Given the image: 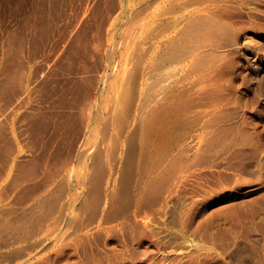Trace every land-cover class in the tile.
<instances>
[{"label":"rangeland","instance_id":"374dc122","mask_svg":"<svg viewBox=\"0 0 264 264\" xmlns=\"http://www.w3.org/2000/svg\"><path fill=\"white\" fill-rule=\"evenodd\" d=\"M104 1L103 0H0V82H1L0 84L2 86H5V87H2L0 85V124H1L0 125V135H1V138L4 137L3 138L4 140L7 139L10 141V143H9V141H7V140L4 141L3 139L0 138V140H2L0 143V149H1L0 150L1 151L0 152V155H1L0 156V210L2 209L0 211V221L1 220L3 221V222L2 221L0 222V225H1L0 226V231H1V233H0V264H264V203H263L264 199H262V197L264 198V166H263L264 164L260 162L258 152L256 154V151L253 148H251L249 145H245L244 150H246L245 151L246 154L243 156H240V157H242L241 159H240V157H237V156L236 157L230 156L231 160L229 158L222 159L220 157L219 159L221 161H213L210 157V161L208 162V164L206 166H204V165H194L193 166V164H192V165H190V167H188L189 168V170H188L187 166L182 165V167H180L181 169L179 168L177 170H174V173H173L174 161L172 162V160L174 159V157H173L174 155H172V154H174L173 150H175V143L176 142H174V141H176V139H175L176 133L174 135L175 131L173 132V130H175V129H173L174 124H175V117L173 114H171V113H174V111H173L174 107H173V103H172V99H171L172 97H170V96H172L171 95L172 94V85L170 84L169 81H167L165 83L164 87L162 88V90L155 89V91L157 90L156 93L163 91V92L159 93V95L157 96V95H155V91H153L154 89H152L153 87L155 88V85H153V83L155 82L154 81L155 76L150 77L151 72L153 71L152 68H154L155 64H157L158 54L161 53L160 50H163V48L168 46L167 45V44H169L168 41H170L169 39H170V37H172V35L174 33V32H170V31H175V28L183 26L184 24H186L187 21H189V18L191 19V17L194 15H197V13L198 14L200 13V16H202V14H203V17H205L204 16L205 14H208V15L210 14L211 17L219 18V19H222L225 21L227 20L228 22L230 21V23L233 25H237V23L239 24L238 21H241L242 19L244 22L248 23V22H250V20L252 18V16L250 14L252 13L253 10H251L250 4H253V2L251 3L249 0L248 1L246 0V3H245V0H240V2L243 1L242 2L243 4L242 3L239 4L238 3L239 0L238 1L237 0H195V1L194 0H185V1L184 0L183 1L182 0H177V1L176 0H172V1L167 0L168 2L166 0H162V1L161 0H104ZM164 1H165V3H164ZM257 1H260V0H257ZM96 2H97V4H96ZM170 2H172V3L174 2L173 4L176 3L177 5L179 2L181 4V7L183 4L184 5L186 4V6L183 5L185 9L181 8L180 4L178 5L180 8L179 9L177 5H173ZM190 4L193 6H191ZM128 5H130V6H128ZM247 5L249 6V8H247L248 7ZM143 6H145V7H143ZM173 6H174V8H173ZM244 6H246L247 10L245 9ZM163 7L166 10V15H165V13L164 14L161 13V15L163 14L162 18L164 17L161 20L160 12L161 11L165 12ZM236 7H237V9H236ZM129 8H131V9H129ZM145 8H147V9H145ZM171 8H172V11L176 8L177 11L176 10H174V11H176L177 13L174 11H173V13H169V10H167V9H170V11H171ZM111 9H113V10H111ZM142 9L143 10L145 9L146 11H143ZM199 10H200V12H199ZM124 11H126V12H124ZM167 11H168V14H167ZM196 11H197V13L195 14ZM240 12H242V13H240ZM249 12H250V14H249ZM147 13H148V15H147ZM186 13H188V14H186ZM101 14L102 15L105 14V15L102 16ZM110 14H112V15H110ZM190 14H191V17H190ZM230 14H232V15H230ZM243 14H244V18L241 17V16H243ZM45 15H46V17L44 19ZM142 15H143V17H142ZM154 15L156 17H154ZM169 15H171V16H169ZM173 15L175 16L174 18H176V20L172 17ZM188 15H189V18L187 17ZM208 15H207V17H208ZM256 15H258V14H256ZM140 16H141V20L143 18L142 21L138 19V18H140ZM148 16H149V18H148ZM150 16H151V18H150ZM166 16H167V18H166ZM220 16H221V18H220ZM144 17L148 18V20H146V18L144 20ZM170 17L175 21H173ZM47 18H48V20H47ZM100 18H101V20H100ZM186 18H187V20H186ZM83 19H85V20H83ZM102 19L104 21H102ZM164 19H165V21H164ZM46 20H47V22H46ZM106 20H108V21H106ZM43 21H44V24H43ZM159 21H160L161 25H160V23H157ZM161 21L166 22V23H162ZM259 21L261 22L262 19H259ZM143 22L145 25L143 24ZM168 22H170V24ZM129 23H131V25ZM151 23H153V24H151ZM174 23H175V25H171ZM178 23H179V25L177 26ZM94 24H95V26H94ZM115 24H116V26H115ZM158 24L160 26H162V30ZM103 25L105 26V28ZM166 25L167 26L171 25V27H173V28H171V27H170V29L166 28L167 27ZM140 26H142V27H140ZM143 26H144V28L146 26V28L144 29ZM157 26L159 28H157V30H156ZM174 26H177V27H174ZM89 27H91V28H89ZM93 27H95V28H93ZM111 27H113V28L115 27V28L112 30ZM129 27H130V29H129ZM139 27H140V29H139ZM148 27L149 28L151 27L150 28L151 30L148 31V29H149ZM259 27L261 28L262 33H264V30H263L264 25H263V27L262 26H259ZM142 28L144 30H142ZM81 29H82V31H81ZM94 29H96V30H94ZM163 29H167V31L163 32ZM99 30H101V32ZM159 30H161V31L159 32ZM37 31H39V33H37ZM80 31H81V33H80ZM133 31H134V33H133ZM157 31H158L157 35H159V36L163 35L164 37H162V36L157 37L156 36ZM127 32H129V33H127ZM135 32H137V33L140 32L139 34H141V35L137 34L135 36V34H136ZM144 32H146V33H144ZM165 32L167 33V35L165 34ZM150 33H151V36L149 35ZM159 33H161V34H159ZM100 34H102V35H100ZM132 34H133L134 38L132 37ZM76 35L77 36L79 35L78 38ZM125 35H126V38H125ZM154 35H155V38L153 37ZM144 36H147V37H144ZM37 37H38V40H36ZM141 37H143L144 39ZM81 38H84V40ZM95 38L97 41L95 40ZM100 38H102V39H100ZM148 38H149V40H148ZM103 39H104V41H103ZM63 40H64V43H63ZM138 40L141 43H143V42L144 43L141 45V43L139 42V44L137 45L136 42H138ZM150 40H152V41H150ZM153 40H154V43L157 42L159 44L156 43L155 45L150 46V44H153ZM160 40H162L163 43ZM80 41L82 44L80 43ZM164 41H166V42H164ZM34 42H35V44H34ZM92 42L94 43V45ZM150 42H152V43H150ZM79 43H80V45H78ZM130 43H132V44H130ZM132 45H134L133 48H132ZM136 45L139 46V48ZM141 46H143V48H140ZM19 47H21V48L19 49ZM25 47H26V49H25ZM72 47H73V49H72ZM94 47H97V48H94ZM125 47H126V50L128 52L125 50ZM152 47H154V48H152ZM17 48H18V50H17ZM135 48H137V49H135ZM151 48H152V50H151ZM132 49H133V51H131ZM141 49H142V51H141ZM147 49H148V51L150 50L149 51L150 53L148 51H146ZM57 50H59V51H57ZM33 51L35 54L33 53ZM53 51H55V52L53 53ZM73 51L75 53H73ZM151 51H152V54H151ZM41 52H43V53H41ZM64 52H66L67 54ZM137 52L141 53V55L137 54ZM145 52H148V53H145ZM36 53H37V55H36ZM39 53H40V55H39ZM86 53H87L88 57H87ZM143 54H145L146 58L143 57ZM30 55H33V56H30ZM90 55H92V56H90ZM129 55H131L130 59H129ZM134 55H135V57H133ZM222 55H224V56H222ZM222 55L217 57L215 59V61H213L214 64H213V62L208 63V64H210L209 66L207 64L205 67H201L200 70L198 69V70H196L197 72L195 71L193 73L192 82H191V84H192L191 85V92L193 91L192 92L193 95L191 94L192 95L191 103L190 102H189L190 104L188 103V106L189 107L192 106V108H189V109L187 108L188 106H187V104L183 98V102L181 105L182 110L180 112L181 117H183V116L185 117L186 114H189L190 119H192L195 116H197L198 110H200V112H199L200 115L198 116L199 119L197 122L195 119L196 117L194 118L195 121L192 119V121H194L193 123H196V124L193 125V123H192L191 128H193L195 126L194 127V129H195L197 127V124H199V121H200V117H202L201 113L205 114L206 111L211 110V109H213L219 105L220 106L225 105V104L228 105V103L232 104L236 99V87H237L236 85L237 84H240L242 90L244 91V93L246 95L247 105H248V107L250 106L249 107L250 110L248 113H250V115H252L254 117L259 116L256 113V110H254L255 105H256V95H255L254 91L252 90V88L250 87L248 80L246 81L245 78L243 77V72H241L243 70H241L237 67V60L235 58V54H233L232 52H227V53H224ZM72 56H73V58H72ZM119 56H120V58H119ZM15 57H17L16 60H15ZM74 57H76V58L74 59ZM65 58H67V60ZM90 58L93 59L94 61L93 60L91 61ZM140 58L141 59L143 58V60H141ZM151 58H153V59H151ZM50 59H52V60H50ZM76 59H77V61H76ZM12 60L14 62H17L19 65H17V63L12 62ZM26 60H28V61H26ZM81 60H83V61H81ZM130 60L132 62H130ZM144 60H145V64H144V62H142ZM128 61H129V63H128ZM20 62H21V64H20ZM65 62H66V64H65ZM67 62H69V63H67ZM78 62H80V63H78ZM123 62H124V66L122 64ZM137 62L142 63V66L140 63H139L140 65L138 66ZM24 63H25V65H24ZM81 63H82V66H81ZM44 64H46V65H44ZM63 64L66 66H64ZM83 64L84 65L86 64V65L84 66ZM135 64H137V65H135ZM3 65L4 66L6 65L7 67L6 66L4 67ZM10 65L11 66L13 65L14 67L12 66L13 68H11V67H9ZM20 65H22L21 68H20ZM38 65H39V67H38ZM74 65H77V66L75 67ZM94 65H96V66H94ZM134 65H135V67H134ZM15 66L17 67V69L15 68ZM83 66L86 67L85 68L86 70L84 69ZM118 66L119 67L121 66V67L118 69ZM58 67L61 69L60 71H59ZM66 67L69 70H67ZM91 67H92V69H90ZM122 67L125 68V71L123 70ZM128 67L130 69L132 68L131 72L127 71L129 69ZM136 67L137 68L140 67L138 72H141L140 73L141 76H137L139 74L136 70ZM4 68H5V71H3ZM202 68H204L205 70ZM11 69L14 72L10 71ZM13 69H15V70H13ZM130 69H129V71H130ZM37 70H39V71H37ZM83 70H85L86 73ZM95 70H96V72H95ZM110 70H112V71H110ZM121 70L124 71L123 72L124 74L120 75V73L122 72ZM48 71L49 72L51 71V72L49 73ZM87 71H88V73H87ZM103 71L105 72V75H104ZM142 71H144V72H142ZM147 71H149V73ZM111 72H112V74H111ZM116 72H119L118 77L115 74ZM63 73H64L65 77L63 76ZM91 73L94 76H92ZM143 73H145V74H143ZM216 73H218V74H216ZM113 74H115V75H113ZM127 74L129 75V77L127 76ZM6 75H7V77H6ZM83 75H85V76H83ZM133 75H134V77H133ZM194 75H196V76H194ZM204 75H205V77H204ZM99 76H100V78H99ZM119 76H121V80L119 79L120 78ZM126 76L128 77V80H127ZM143 76H146V78ZM199 76H201V77H199ZM48 77H49V79H48ZM116 77L118 80L116 79ZM193 77L195 78L194 80H193ZM10 78H13L11 80H14V78H18V81H17V79H15L12 82V81H10ZM87 78H89V79H87ZM113 78H114V80H113ZM148 78H151V79H148ZM106 79H108V80H106ZM111 79H112V81H110ZM138 79H139L140 85L138 84ZM146 79L149 81L146 82L145 81ZM2 80H4V81H2ZM76 80H77V82H76ZM86 80H87V82H86ZM100 80L104 81V82L102 81L103 84L100 82ZM119 80L121 81V83ZM131 80H132V82H131ZM51 81H53V82H51ZM151 81H152V83H151ZM75 82H76V84H75ZM89 82H91V83H89ZM108 82L109 83L111 82V83L109 84ZM126 82H128V84ZM209 82L211 84L212 83L213 84L211 85ZM82 83H84V84H82ZM100 83L103 85V88H102V85ZM118 83H120V84H118ZM135 83H136L137 87H135ZM148 83L150 85H153V86H151L152 88L150 87V85ZM9 84H11V86ZM93 84H94L95 88L93 87ZM123 84H124V86H123ZM143 84H144V86H143ZM205 84H207V86ZM16 85H18V86H16ZM60 85H61V87H60ZM125 85H128L127 86L128 90H126ZM167 85H168V87H167ZM170 85H171V87H170ZM214 85H215V87H214ZM91 86H92V88H91ZM98 86L101 88L99 89ZM109 86H111V88ZM8 87L10 90L8 89ZM17 87H19V88H17ZM3 88H5V89H3ZM41 88H43V89H41ZM149 88H150V90H148ZM192 88H194V89H192ZM195 88L198 90H196ZM16 89H17V92H16ZM49 89H50V91H49ZM62 89H63V92H62ZM89 89H91V90H89ZM122 89L124 91L126 90L125 93L127 92L129 94H127V93L125 94ZM206 89L208 91H206ZM20 90H21V92L24 93V94L22 93L23 95L21 94V92H20V94L18 93V91H20ZM42 90H44V91L42 92ZM100 90L103 92H101ZM113 90H114V93H111V92H113ZM140 90H143V91H140ZM2 91H3V93H2ZM88 91H89V93H88ZM136 91H138L139 93H137ZM147 91H149V93L150 92H152V93L149 94V93H147ZM204 91H206V92H204ZM11 92H13L15 96ZM48 92H50V93H48ZM71 92L73 93V95ZM122 92L124 93V95H120V94H122ZM145 92L147 93V95L145 94ZM45 93H47V94H45ZM92 93H94V94H92ZM169 93H171V94H169ZM50 94H51V96H50ZM64 94H65V96H62ZM87 94L89 95L88 96L89 98H87V96H86ZM96 94H97V97H96ZM136 94H139V95H137V99H135L136 97L133 96ZM153 94H154V97L152 96ZM90 95H92L93 97ZM160 95H162V96L160 97ZM204 95H206V96H204ZM113 96L118 98V99H115ZM130 96L132 98H129L128 99L129 101H128L127 98ZM147 96H148V98H147ZM198 96H200L201 99L203 98V100H201ZM208 96H210V97H208ZM150 97L154 98V101L151 100ZM25 98H26V100H25ZM90 98H92V99H90ZM112 98H114V99L112 100ZM121 98H123V99H121ZM159 98L163 102L162 101L160 102ZM166 98H168V99H166ZM96 99H97V101H96ZM130 99H131V101H130ZM143 99L144 100L147 99L146 101H148V100H151V101H148V103L146 101H144V103H145L144 104V103H142ZM9 100H10V103H9ZM41 100H43V101H41ZM57 100H59V101H57ZM64 100H67V101H64ZM79 100H80V102H79ZM133 100H136L135 103ZM45 101H46V103H45ZM52 101L55 103L57 102V103L55 104ZM82 101H83V104L81 103ZM119 101L122 102V104L121 103L119 104ZM125 101H128L127 105H126ZM166 101H168V102H166ZM195 101L197 103L200 102L199 106H197L198 104H196ZM23 102H24V104H23ZM65 102H69L70 106H69V103L67 105V103H65ZM100 102H102V103L105 102V103L102 105V103H100ZM116 102H117V104H116ZM130 102H132L133 106L131 105ZM136 102H137V104H136ZM206 102H207V105H206ZM166 103H168L169 105L171 103L172 104L170 105L171 107H169V105H167V112H166V109H164L166 106H164V107L162 106V108L165 111L164 112L161 109L160 105H166ZM201 103H203V104L201 105ZM210 103L213 105H211ZM251 103H252V105H251ZM61 104H64L63 108H62V106H59ZM73 104H75V105H73ZM98 104H99V106H98ZM138 104H141V105L139 106ZM142 104H144L145 106ZM65 105H67L68 108ZM121 105H122V107H121ZM124 105H126V106H124ZM129 105H131V107ZM15 106H17V107H15ZM45 106H47V107H45ZM50 106H51V108H50ZM104 106L106 108L105 110H104ZM206 106H208V107L206 108ZM110 107H113V108H111V110H109ZM116 107H117V109L115 110ZM150 107H152V108L149 109ZM155 107H157V110ZM185 107H186V109H185ZM97 108H98V110H96V111L93 110V109H97ZM99 108L102 110L101 112H100ZM131 108H133V109H131ZM196 108H197V110H196ZM202 108H204L206 111L204 110V112H203ZM70 109H71V112H69ZM122 109H123V111H122ZM129 109H131V110L129 111ZM170 109L172 110V112H168ZM33 110H34V112H33ZM40 110H42V111H40ZM118 110L123 112L124 116H122L123 113L120 114L121 112L119 113ZM141 110L144 112H142ZM152 110L154 111L155 119H154V114H153ZM158 110L162 111L165 114L163 115V113L162 114L159 113ZM66 111L68 112V114H66L67 113ZM109 111L111 112V116L109 114L110 113ZM148 111H149V113H148ZM185 111H187V112H185ZM189 111L193 113L192 116H190L192 113L190 114ZM50 112H51V114H50ZM60 112H63L62 113L63 115H61ZM112 112L114 115L112 114ZM131 112L133 115L131 114ZM135 112H136V114H135ZM150 112H151V114H150ZM194 112H195V115H194ZM8 113H9V115L10 114L11 115L10 116L7 115ZM35 113L37 115H34ZM64 113L66 115H68V118H67V116H65ZM69 113L71 116L69 115ZM97 113H100V114L98 115ZM106 113L108 115H105ZM146 113H147V115H146ZM20 114H21V116H20ZM77 114H79V115H77ZM84 114H88L89 116L87 115L88 116L87 117L85 115L83 120L80 121L81 117L84 116ZM117 114L119 116H121L120 119L121 118H123V120L125 119L123 121L124 123L122 122V120H120L118 118L119 116H117ZM157 114H158V117L156 116ZM72 115L74 117H72ZM101 115H103V116H101ZM151 115L153 117L150 118ZM159 115H161V116H159ZM162 115H163V117H162ZM169 115H172V116H169ZM61 116H62V118H61ZM113 116L115 119H113ZM25 117H27V118H25ZM69 117H72V118H69ZM108 117L111 118L110 121L108 120ZM126 117L127 118L129 117L128 118L129 120ZM143 117H144V119H143ZM170 117H172V118L170 119ZM73 118H75L76 120L78 119L77 121H75L76 123L74 122L75 119L73 121L71 120ZM86 118H88V119H86ZM116 118L119 120H117ZM145 118H147V119L145 120ZM167 118L170 121H168ZM65 119H67V120H65ZM63 120L66 123L65 126H64L65 123L63 122ZM68 120H70V121L68 122ZM84 120H85V124H84ZM114 120H115V122H114ZM6 121H7V123H6ZM139 121H140L141 125H140V123H138ZM73 122H74V124L72 125ZM81 122H83L84 127L82 126V124H81V126H79ZM125 122H127V123H125ZM143 122H144V124H143ZM146 122L150 123V125L149 124L147 125ZM3 123H5V125ZM68 123H70V124H68ZM86 123H87V125H86ZM95 123H98V124H95ZM120 123H122V124H120ZM145 123H146V125H145ZM75 124L78 127H76ZM89 124L92 125V127H91L92 129L90 128L91 125H89ZM126 124H128V125H126ZM137 124H139L138 126H140L139 129L137 128L138 127ZM170 124H172V125H170ZM61 125H62V127H61ZM71 125H72V127H70ZM98 125H99V127H98ZM104 125H105V127H104ZM107 125H110V126L107 127ZM121 125H122V129H121ZM123 125H125V126H123ZM152 125L155 129L153 127H151ZM158 125H160V126H158ZM168 125H169V127H168ZM74 126L76 129L73 128ZM94 126L95 127L97 126V127L94 128ZM116 126H117V128H116ZM118 126L120 127L119 129H118ZM134 126H135L134 130L136 128H137V130H135V132H131V131H134L133 130ZM170 126H171V128H170ZM47 127H49V128H47ZM63 127H64V129H63ZM125 127H127V129H125ZM147 127L150 128V131H152V132L155 131V132H153L150 135V131ZM181 127H183L184 129ZM181 127H180V129L184 132V134L181 132L182 135H187V136L181 137V138H183L182 143L186 145V142L189 141V139L191 138V136H190L191 135L190 134L191 128L190 129L186 128L184 126V124H182ZM259 127L262 130V133H264V129H263L264 124L262 122L259 123ZM67 128H70V129H67ZM71 128H73V130L75 129V131H72ZM99 128H100V130H99ZM151 128H153V129L151 130ZM36 129H38V130H36ZM78 129H80L79 130L80 132L77 131ZM87 129H88V131H87ZM89 129L91 130L92 133L89 132ZM103 129H105V132L104 131L102 132ZM113 129H115L117 131L116 134L120 138L119 137L117 138V135H115V133H114L115 131L113 132ZM120 129H121V131L123 130L122 133L120 132L121 135L119 133ZM144 129H145V132H144ZM48 130H49V133H48ZM138 130L139 131L141 130V131L137 132ZM146 130H147V132H146ZM32 131H33V133H32ZM64 131H67V132L69 131V132L67 133ZM71 132H72V134L70 135ZM82 132L84 134L86 132H88V133L86 135H84ZM142 132H144V133H142ZM170 132H173V133L171 134ZM58 133H60V135ZM76 133H77V135H76L77 137H76V139H74ZM80 133H81V135H80ZM94 133H96V135ZM103 133H107L108 135L103 134ZM112 133H114V135L116 137L114 135H112ZM129 133L130 134L132 133L131 134L132 139H131V136ZM137 133H138V135H137ZM140 133H142V134H140ZM168 133H170V134H168ZM144 134L145 135L149 134L148 138L145 139ZM234 134H235V136H234ZM66 135L68 137L69 136L70 137L68 138ZM89 135L90 136L94 135V137H93L94 139L92 138V140H90L92 136L90 137ZM173 135L175 137H173ZM61 136L65 137V138H62ZM95 136H96V138H95ZM134 136L136 137V139L138 137L137 143H134V142H136V140L131 141V140H133ZM170 136H172V137L169 140ZM237 136H240V135H238V132H236V131L232 132L229 135L228 141H229V139L231 141L234 140L235 137H237ZM140 137H141V139H139ZM115 138L118 140H116ZM41 139H43V140L41 141ZM51 139H53L54 141ZM107 139L109 141H107ZM239 139H236V141H238ZM32 140H34V141H32ZM75 140H77L79 143L77 141L75 142ZM144 140L147 141V142H145L146 147H145ZM30 141H31V143H30ZM115 141L118 142V143L116 142V144H118V145L115 146V148H118L119 151L114 148V145H116L114 143H113V148L115 149V151H113L114 149L112 148V142H115ZM130 141L133 144H131ZM139 141H140V144H139ZM167 141L168 142L171 141L169 144L171 147H172L171 144L173 143V147H172L173 150L171 147H168L169 145H168ZM35 142L36 143L38 142V143L36 144ZM74 142L77 143L78 145L75 144ZM129 142L131 145L128 144ZM7 143H9V144H7ZM105 143H107V145H105ZM39 144H40V146H39ZM47 144H48V146H47ZM164 144L166 145L165 150H163L165 148V147H163ZM262 144H263L262 147L264 148V140L262 141ZM100 145L102 148L100 147ZM119 145L121 147L122 146L123 147L121 148ZM81 146H83V147L81 148ZM98 146L102 150L98 149L99 148ZM136 146H138V150H136V148H137ZM128 147H131V149L129 148L127 150ZM140 147H141V149H140ZM235 147L233 146V148H235ZM47 148H48V150H47ZM58 148H59V150H58ZM103 148H106V149H103ZM133 148H135V151L137 152V153L136 152L135 153L138 157L135 155V153H131V154H134V158H135V160H137V162L136 161L133 162V160H134V159H132L133 155L131 156L130 152H128L130 155H126V160L129 159L127 161H129V162L131 161V163H132V164H130V163L129 164L131 166L133 164L136 165V166L133 165L134 168H133V166L131 168V166L129 165V168L131 170V172H130L129 168L127 166L128 164L125 163L126 160H123V159H125L124 157H125V154L127 153V151H130ZM160 148H162V150ZM169 148H171V149L169 150ZM26 149H27V151H26ZM71 149H73V150H71ZM143 149H144V151H143ZM45 150L47 153L45 152ZM77 150H78V153H77ZM98 150H99V152L101 151V153L103 151V154H101V153H100L101 155L98 154V152H97ZM171 150L173 152H170ZM251 150L253 152L254 151L255 152L253 153ZM57 151H59V152H57ZM79 151L81 153H79ZM95 151L97 152V154H95L96 153ZM107 151H109L108 155H107ZM110 151L112 152V154L110 153ZM165 151L166 152L168 151V152L165 154ZM117 152H119L120 155ZM122 152H123V154H122ZM131 152H134V151L132 150ZM144 152L147 154L144 155L145 154ZM161 153L162 154L164 153L165 155L164 154L161 155ZM169 153H171V154H169ZM8 154H9V156H7ZM32 154H34V155H32ZM83 154L84 155L86 154L85 155L86 158L84 157ZM117 154H118V156H117ZM138 154H140V155H138ZM168 154H169L170 158H169ZM251 154L254 157H252ZM3 155L5 157H3ZM88 155H90V156H88ZM113 155H116V157L115 156L113 157ZM155 155L157 156L158 160L156 158H154V157H156ZM160 155L163 156L162 159L164 161L161 160ZM58 156L61 157V159ZM96 156H100V157H98V159H97ZM101 156H104L105 158L103 157L104 158L103 159V158H101ZM110 156H112V157H110ZM127 156H128V158H127ZM129 156H131L132 158H129ZM142 156H144V158L147 159V160L145 159L146 161L144 160L145 162H143ZM171 156H172V158H171ZM2 157H3V159H2ZM91 157L93 158V160L91 159ZM120 157H121V160H120ZM136 157H137V159H136ZM232 157L236 158L237 161L239 159V161H240L238 164L239 166L236 165V163H235V162H237L236 159H233ZM5 158H6V161L4 163ZM10 158H11V160H10ZM63 158L65 159V161L66 160L67 161L65 162ZM83 158H84V162H82ZM95 158H96V160H95ZM141 158H142V160H141ZM23 159L26 162H24ZM29 159H31V160L29 161ZM59 159H60V161H59ZM100 159L103 161H106V162L102 163L103 161H101ZM106 159L110 160V161L107 162ZM169 159H171V160H169ZM226 159H227V164L225 163ZM18 160H20V161H18ZM34 160L35 161L37 160V161L34 162ZM94 160H95V163H94ZM49 161H51L52 163ZM80 161L82 163H79ZM99 161H101V162H99ZM154 161H156V164ZM158 161L160 162L159 166H157ZM169 161L171 162V165H173V167H171ZM256 161H258V162H256ZM59 162H61V163L64 162L67 165V167L64 166L65 165L64 163L61 164ZM97 162L99 164H97ZM37 163H38V166H37ZM57 163H58V165L56 166L55 164H57ZM93 163L97 164L96 168H95V165ZM106 163H108V164H106ZM213 163H214V166H213ZM28 164H29V166H27ZM91 164L94 166H91ZM103 164H105V165H103ZM124 164H125L124 168H126V166H127L126 170H124V168H123ZM143 164H145V165H143ZM151 164H152V166H151ZM228 164H230V165H228ZM233 164H235V166L238 167V168L236 167V170L234 169L235 171L233 170V168L235 167V166H233ZM101 165H102V167H99ZM155 165H156V167H155ZM260 165H262V166L260 167ZM85 166H86V170H85ZM106 166L107 167L110 166V167L107 168ZM169 166L171 168H169ZM20 167H21V170H20ZM26 167H27V170H26ZM59 167H61V168H59ZM64 167L66 168V170H68V172L65 170ZM82 167H83L84 171L82 170ZM92 167H94L95 170H93ZM121 167L123 168V170H121ZM151 167L153 168V170H154V168L158 167L157 170H158V172L159 171L161 172V173L159 172V174H161V175H159V177H158L157 174H154L153 172L156 173L157 170L153 171ZM184 167H185L186 171L184 170ZM5 168H6V170H5ZM28 168H29V170H28ZM30 168H31V170L33 168L34 171L32 170L33 172H31ZM35 168H36V170H35ZM55 168H57V170L59 168V172H62V173L56 172L57 170L55 171ZM79 168H80V170H79ZM100 168H102V170H101L102 172L100 171ZM103 168H104V172L107 168L105 174L103 172ZM190 168H191V170H190ZM196 168H197V170H196ZM229 168H230V170H229ZM261 168H263L262 171H261ZM60 170H62V171H60ZM92 170L94 171V173L95 172L97 173V175L95 174V176H97L99 178H101L100 177L101 173H103L102 176L104 175V177L99 179L100 184L104 181L102 183V186H103L102 188H101L100 184H98L99 183L97 180L98 178L94 179V177H93L90 179V177H92L94 175ZM115 170H117V171L115 172ZM54 171H55V173H54ZM124 171L129 172V173L126 174V172H124ZM176 171H177V173H176ZM48 172H50V173H48ZM151 172H152V174H151ZM15 173H17V174H15ZM29 173H31V174H29ZM121 173H122V177H120ZM141 173H144V174H141ZM232 173H234V174H232ZM32 174L34 177L32 176ZM46 174H48V175H46ZM52 174H53V177L52 176L51 177L54 179V181H53V179L51 180V177H50V175H52ZM130 174H131V176H130ZM150 174L152 177L149 176ZM153 174L156 175V176H154V178H153ZM65 175H68L70 177H68V176L65 177ZM141 175H143V176H141ZM125 176L127 178V181H129L127 183L132 184V186H130L131 188L127 187L129 185L125 181L126 180ZM127 176L128 177L130 176V179ZM146 176H147V179L145 181ZM148 176L151 179L152 178L156 179L157 181L153 182L154 180L153 179H152L153 181L150 180V178H148ZM15 177H16V179H15ZM29 177H32V178L30 179ZM44 177H46L47 180H45L46 178H44ZM114 177H115V179H114ZM138 177H142V179L140 178V180H139ZM28 178H29V180H27ZM60 178L62 180V181L60 180L61 182L59 181ZM63 178H64V181H63ZM67 178H69V179H67ZM86 178H87V180H86ZM122 178H123V180H122ZM92 179H94V180H92ZM113 179L115 182L113 181ZM148 179L152 182L151 186L153 185V187L149 186L150 184L147 181ZM69 180H70V182H69ZM46 181L48 184L44 183ZM57 181H59V183ZM119 181L122 183V184L120 183L121 185L120 184L118 185ZM123 181L127 185H125ZM137 181H141L140 182L141 184L139 182L137 183ZM34 182H35V184H33ZM49 182H52V183H49ZM91 182L92 183L95 182V183L92 184ZM65 183H66L67 188H65L66 187ZM87 183H90V184L87 185ZM143 183L145 186L143 185ZM147 183L149 185H147ZM10 184L11 185L14 184L13 187L12 186L10 187L9 186ZM41 184L43 185V187ZM56 184H58L59 188L56 187ZM59 184H60L61 188H60ZM95 184L97 185V187L95 186ZM123 184L126 187L123 188V186H122ZM62 185H64V186L62 187ZM93 185L95 188L93 187ZM107 185H109V186H107ZM138 185L139 186L141 185V186L135 187ZM159 185H161V187ZM47 186H49V187H47ZM87 186H89V188H87ZM99 186H100V188H99ZM121 186H122V188H121ZM146 186H147V188H146ZM54 187L56 188V190ZM149 187H151V188H149ZM113 188L115 191L113 190ZM125 188H127V189H125ZM97 189H98V191H97ZM153 189H155V190H153ZM122 190L125 193H122ZM62 191H63V193H61ZM149 191H151L154 194L156 193V194L153 195ZM95 192H96L97 197L95 195ZM87 193H89V194H87ZM148 193H150V194H148ZM62 194H63V197H62ZM111 194H112V196H111ZM116 194L120 195V196H116ZM126 194H128V195H126ZM55 195H56V197H53ZM84 196H85V198H84ZM91 196H93L94 198ZM58 197H60V199ZM118 197L120 198V200L121 199L122 200L121 201L117 200V199H119ZM256 197L261 198V200H262L261 201L262 203L260 204V208L256 207L257 209H255V205H254V202H255L254 199H256ZM91 198L93 200L96 198L95 199L96 203H95V201L93 202V200ZM115 198H116V200H115ZM251 199H252V201L253 200L254 201L252 202ZM81 200H84V202ZM248 200L250 203L251 202L252 203L248 204L249 203ZM68 201H69V203H68ZM40 202L42 204L44 203L45 206L42 205ZM48 202H50V203L48 204ZM71 202L73 204H70ZM54 203H56V204H54ZM84 203H86V205H84ZM36 204L39 206H37ZM66 204H67V206H66ZM245 204H246V206L248 205L249 207L248 206L246 207ZM47 205L50 208H48ZM49 205L52 206V209H51V206H49ZM79 205H82V206L80 207ZM250 205H252V206H250ZM94 206H95V209H94ZM234 206H235V208H234ZM230 207H231V210H230ZM252 207H253V210H252ZM6 208H8L9 211H8V209L6 210ZM10 208H12V209H10ZM240 208H241V210H240ZM249 208L252 211V213H250L251 211L249 210ZM258 208L260 209L259 210L260 212H258ZM35 209L37 210V212ZM224 209L227 212H225ZM235 209H237V212H236L237 214H234ZM25 210H26V212H25ZM28 210L29 211L31 210V212H29ZM68 210H70V211H68ZM10 211H12V212H10ZM216 211H217V213H216ZM228 211H231V213L230 212L228 213ZM46 212H48V213L51 212L53 215L51 213L47 214ZM64 212H66V214ZM210 212H211V214H209ZM253 212H254V214H253ZM255 212L256 213L258 212V214H256ZM31 213H32V216L30 215ZM63 213H64V215H63ZM185 213H186V215H185ZM249 213L253 214V216L249 215ZM23 214H25V215H23ZM183 214H184V216H183ZM259 214L262 215V219L259 216ZM12 215H13V217H12ZM9 216H11V218ZM187 216H189V217H187ZM201 216H203L205 218H203ZM25 217H27L28 219H26ZM48 217H49V219H48ZM257 217H260V218L256 219ZM6 218H7V220H4ZM16 218H17V220H16ZM206 218L208 220H206ZM41 219L45 223L40 221ZM56 219H58V220H56ZM185 219L186 220L188 219V220L186 221ZM200 219H202V220H200ZM14 220H15V222H14ZM21 220H23V221H21ZM6 221L7 222L10 221V222L7 223ZM32 221H33V223H32ZM262 221H263V223H262ZM19 222H20V224H19ZM29 222H31L33 225ZM34 222H35V224H34ZM39 222L40 223L42 222L41 223L42 225L39 224ZM209 222H211V223H209ZM21 223H22V225H21ZM205 223H206L207 227H209V228H207L206 232H205L206 229L203 232V228H201V226H203ZM5 224H6V226H5ZM38 224L41 226H39ZM15 225L18 226V228H17L18 230L16 229L17 226H15ZM35 225H38V226H35ZM261 225H263V226H261ZM32 226L33 227L35 226V228H33ZM11 227H13V228H11ZM19 227H20V229H19ZM27 227H28V229H27ZM53 227H55V228H53ZM194 227H195V229H194ZM24 228H26V230ZM32 228L35 229V231L31 230ZM7 229H8V232H7ZM10 229H12L11 233H10ZM200 229H202V230H200ZM29 231H31L30 232L31 235H30ZM208 231H209V233H208ZM32 232L34 233L33 235H32ZM11 235H12V237H11ZM15 235H17V236H15ZM20 236H23V238L21 237V239H20ZM2 237H3V239H2Z\"/></svg>","mask_w":264,"mask_h":264},{"label":"bare ground","instance_id":"6f19581e","mask_svg":"<svg viewBox=\"0 0 264 264\" xmlns=\"http://www.w3.org/2000/svg\"><path fill=\"white\" fill-rule=\"evenodd\" d=\"M104 1V0H103ZM162 1V0H161ZM167 1V0H166ZM172 1V0H171ZM177 1V0H176ZM183 1V0H182ZM185 1V0H184ZM195 1V0H194ZM238 1V0H237ZM248 1V0H247ZM251 3L253 2V4H250V8H251V10H253L252 11V13L250 14V12H249V14L252 16V18H251V20H250V22H248V23H246V22H244L243 21V19L241 20V21H238L239 22V24L237 23V25H233V24H231L230 23V21L228 22L227 20L225 21V20H222V19H219V18H215V17H211V15L209 16L208 14H205L204 16L205 17H203V14H202V16H200V13L198 14L197 13V11L195 12V14L197 13V15H194V16H192L191 17V14H190V17H191V19L189 18V15L187 16L188 18H189V21H187L186 22V24H184L183 26H180V27H177L178 25H179V23L177 24V26H174V27H177V28H175V31H170V32H174L173 33V35H172V37H170V41H168L169 42V44H167L168 46H166L165 48H163V50H160V52L161 53H159L158 54V59H157V64H155V67L154 68H152L153 69V71L151 72V75H150V77H154L155 76V84L153 83V85H155V88L153 87H151V86H153V85H150L149 83V85H150V87L152 88V89H154L153 91H155V89H157V90H162V88L164 87V85H165V83L167 82V81H169L170 82V84L172 85V94L171 93H169V94H171L172 96H170V97H172L171 99H172V103H173V107H174V113H171V114H173L174 115V117H175V124H174V128L173 129H175V130H173V132H174V135H175V133H176V141H174V142H176L175 143V150H173V143L171 144L172 145V147L169 145L170 144V142L171 141H167L168 142V147H171L172 148V150L174 151V154H172V155H174L173 157H174V159L172 160V162L174 161V163H173V165H174V167H173V165H171V162L169 161V163H170V165H171V167H173V173H174V170H177V169H179L180 167H182V165H185V166H187V168L188 167H190V165H192L193 164V166L194 165H204V166H206L207 164H208V162L210 161V157H211V159L213 160V161H221L219 158L221 157L222 159H224V158H231L230 156H237V157H240V156H243V155H245L246 154V150H244V146L245 145H249L251 148H253L255 151H256V154H257V152H258V154H259V159H260V162L261 163H263L264 164V148L262 147V141L264 140L263 138H264V133H262V130L260 129V127H259V123H263L264 124V33H262V30H261V28L259 27V26H262L263 27V25H264V0H260V1H257V0H249ZM105 2V1H104ZM168 2V1H167ZM191 2V1H190ZM243 1H241L240 2V0L238 1V3L240 4V3H242ZM259 2V3H258ZM90 3V2H89ZM100 3V2H99ZM108 3V2H107ZM111 3V2H110ZM155 3V2H154ZM160 3V2H159ZM163 3V2H162ZM164 3H165V1H164ZM170 3H172V2H170ZM174 3V2H173ZM172 3V4H173ZM189 3V2H188ZM245 3H246V0H245ZM96 4H97V2H96ZM115 4V3H114ZM113 4V5H114ZM171 4V5H172ZM180 3L178 2V5H179ZM197 4V3H196ZM243 4V3H242ZM248 4V3H247ZM100 5V4H99ZM145 5V4H144ZM147 5V4H146ZM152 5V4H151ZM168 5V4H167ZM173 5H177L176 3L175 4H173ZM177 5V6H178ZM184 5V4H183ZM182 5V7H181V4H180V7L181 8H184V6H186V4L183 6ZM191 5V4H190ZM200 5V4H199ZM210 5V4H209ZM208 5V6H209ZM94 6V5H93ZM101 6V5H100ZM116 6V5H115ZM128 6H130V5H128ZM158 6V5H157ZM170 6V5H169ZM191 6H193V5H191ZM211 6V5H210ZM243 6V5H242ZM248 6V5H247ZM97 7V6H96ZM143 7H145V6H143ZM156 7V6H155ZM166 7V6H165ZM172 7V6H171ZM190 7V6H189ZM245 7V9H246V6H244ZM115 8V7H114ZM142 8V7H141ZM151 8V7H150ZM158 8V7H157ZM161 8V7H160ZM159 8V9H160ZM167 8V7H166ZM169 8V7H168ZM173 8H174V6H173ZM178 8H179V6H178ZM187 8V7H186ZM212 8V7H211ZM247 8H249V6L247 7ZM95 9V8H94ZM116 9V8H115ZM129 9H131V8H129ZM145 9H147V8H145ZM143 10V11H146V10ZM155 9V8H154ZM153 9V10H154ZM163 9L165 10V8L163 7ZM180 9V8H179ZM185 9V8H184ZM189 9V8H188ZM202 9V8H201ZM236 9H237V7H236ZM239 9V8H238ZM108 10V9H107ZM111 10H113V9H111ZM110 10V11H111ZM152 10V11H153ZM162 10V9H161ZM160 10V11H161ZM167 10H169V13H173V11L174 10H176V8L172 11V8H171V11H170V9H167ZM192 10V9H191ZM247 10V9H246ZM148 11V10H147ZM177 11V10H176ZM176 11H174V12H176ZM244 11V10H243ZM242 11V12H243ZM257 11V12H256ZM91 12V11H90ZM102 12V11H101ZM113 12V11H112ZM124 12H126V11H124ZM130 12V11H129ZM179 12V11H178ZM199 12H200V10H199ZM242 12H240V13H242ZM246 12V11H245ZM93 13V12H92ZM95 13V12H94ZM103 13V12H102ZM141 13V12H140ZM161 13H165V15H166V10H165V12L163 11H161L160 12V15H161ZM177 13V12H176ZM211 13V12H210ZM239 13V12H238ZM258 14V15H256V14ZM97 14V13H96ZM95 14V15H96ZM113 14V13H112ZM112 14H110V15H112ZM150 14V13H149ZM162 14V15H163ZM167 14H168V11H167ZM186 14H188V13H186ZM234 14V13H233ZM94 15V16H95ZM102 15V14H101ZM105 15V14H104ZM104 15H102V16H104ZM140 15V14H139ZM138 15V16H139ZM147 15H148V13H147ZM153 15V14H152ZM159 15V16H160ZM162 15H161V20L164 18H162ZM179 15V14H178ZM207 15H208V17H207ZM230 15H232V14H230ZM247 15V14H246ZM93 16V17H94ZM99 16V15H98ZM158 16V17H159ZM168 16V15H167ZM167 16H166V18H167ZM169 16H171V15H169ZM183 16V15H182ZM181 16V17H182ZM250 16V17H251ZM45 17H46V15L44 16V19H45ZM108 17V16H107ZM135 17V16H134ZM142 17H143V15H142ZM154 17H156L155 15H154ZM153 17V18H154ZM157 17V18H158ZM173 18L175 17L174 15L172 16ZM223 17V16H222ZM241 17H243L244 18V14H243V16H241ZM105 18V17H104ZM145 18L146 17H144V20H145ZM148 18H149V16H148ZM148 18H146V20H148ZM150 18H151V16H150ZM169 18V17H168ZM171 18V17H170ZM180 18V17H179ZM220 18H221V16H220ZM106 19V18H105ZM109 19V18H108ZM139 20H141V16H140V18H138ZM172 19V18H171ZM175 20H176V18H174ZM178 19V18H177ZM238 19V18H237ZM259 19H262V21L260 22L259 21ZM47 20H48V18H47ZM47 20H46V22H47ZM83 20H85V19H83ZM100 20H101V18H100ZM99 20V21H100ZM142 20H143V18H142ZM141 20V21H142ZM152 20V19H151ZM169 20V19H168ZM173 20V19H172ZM175 20H173V21H175ZM183 20V19H182ZM186 20H187V18H186ZM102 21H104L103 19H102ZM106 21H108V20H106ZM126 21V20H125ZM154 21V20H153ZM152 21V22H153ZM164 21H165V19H164ZM167 21V20H166ZM181 21V20H180ZM246 21V20H245ZM249 21V20H248ZM40 22V21H39ZM38 22V23H39ZM42 22V21H41ZM74 22V21H73ZM94 22V21H93ZM96 22V21H95ZM162 23H166V22H163V21H161ZM84 23V22H83ZM105 23V22H104ZM135 23V22H134ZM133 23V24H134ZM157 23H160V21L159 22H157ZM169 24H170V22H168ZM173 23V22H172ZM43 24H44V21H43ZM46 24V23H45ZM73 24V23H72ZM92 24V23H91ZM97 24V23H96ZM107 24V23H106ZM114 24V23H113ZM130 25H131V23H129ZM128 24V25H129ZM136 24V23H135ZM143 24H144V22H143ZM142 24V25H143ZM151 24H153V23H151ZM181 24V23H180ZM41 25V24H40ZM70 25V24H69ZM68 25V26H69ZM86 25V24H85ZM99 25V24H98ZM102 25V24H101ZM110 25V24H109ZM145 25V24H144ZM150 25V24H149ZM159 25V24H158ZM160 25H161V23H160ZM159 25V26H160ZM171 25H175V23L174 24H171ZM171 25L170 26H167L166 28H169L170 29V27H171ZM72 26V25H71ZM83 26V25H82ZM81 26V27H82ZM90 26V25H89ZM92 26V25H91ZM94 26H95V24H94ZM104 26V25H103ZM115 26H116V24H115ZM133 26V25H132ZM139 26V25H138ZM137 26V27H138ZM148 26V25H147ZM151 26V25H150ZM38 27V26H37ZM74 27V26H73ZM98 27V26H97ZM140 27H142V26H140ZM140 27H139V29H140ZM161 27V30H162V26H160ZM164 27V26H163ZM89 28H91V27H89ZM93 28H95V27H93ZM104 28H105V26H104ZM112 28V30L115 28H113V27H111ZM135 28V27H134ZM143 28H144V26H143ZM142 28V30H144L145 28H146V26H145V28L143 29ZM149 28V27H148ZM151 28V27H150ZM148 29V31L149 30H151V29ZM155 28V27H154ZM157 28H159L158 26L156 27V30H157ZM171 28H173V27H171ZM36 29V28H35ZM72 29V28H71ZM99 29V28H98ZM129 29H130V27H129ZM153 29V28H152ZM45 30V29H44ZM43 30V31H44ZM94 30H96V29H94ZM110 30V29H109ZM111 30V31H112ZM126 30V29H125ZM138 30V29H137ZM161 30H159V32L161 31ZM264 30V29H263ZM40 31V30H39ZM39 31H37V33H39ZM66 31V30H65ZM73 31V30H72ZM79 31V30H78ZM81 31H82V29H81ZM81 31H80V33H81ZM88 31V30H87ZM100 32H101V30H99ZM117 31V30H116ZM131 31V30H130ZM129 31V32H130ZM164 31H167V29H163V32ZM85 32V31H84ZM95 32V31H94ZM129 32H127V33H129ZM169 32V31H168ZM43 33V32H42ZM41 33V34H42ZM61 33V32H60ZM65 33V32H64ZM69 33V32H68ZM133 33H134V31H133ZM136 34H135V36L137 35V34H139V33H137V32H135ZM144 33H146V32H144ZM162 33V32H161ZM161 33H159V34H161ZM44 34V33H43ZM56 34V33H55ZM70 34V33H69ZM78 34V33H77ZM95 34V33H94ZM158 34V31H157V33H156V36L158 37L159 35H157ZM165 34L167 35V33L165 32ZM74 35V34H73ZM87 35V34H86ZM100 35H102V34H100ZM112 35V34H111ZM115 35V34H114ZM139 35H141V34H139ZM148 35V34H147ZM150 36H151V33L149 34ZM153 35V34H152ZM17 36V35H16ZM15 36V37H16ZM38 36V35H37ZM62 36V35H61ZM77 36V35H76ZM79 36V35H78ZM78 36H77V38H78ZM92 36V35H91ZM128 36V35H127ZM162 37H164L163 35H161ZM161 36H159V37H161ZM33 37V36H32ZM40 37V36H39ZM83 37V36H82ZM132 37H133V34H132ZM131 37V38H132ZM144 37H147V36H144ZM154 38H155V35L153 36ZM167 37V36H166ZM17 38V37H16ZM35 38V37H34ZM76 38V39H77ZM94 38V37H93ZM125 38H126V35H125ZM130 38V39H131ZM134 38V37H133ZM141 38H143V37H141ZM153 38V39H154ZM13 39V38H12ZM81 39H83L84 40V38H81ZM100 39H102V38H100ZM144 39V38H143ZM159 39V38H158ZM167 39V38H166ZM36 40H38V37L36 38ZM35 40V41H36ZM42 40V39H41ZM78 40V39H77ZM95 40H96V38H95ZM140 40V39H139ZM138 40V42H136L137 43V45L139 44V41ZM148 40H149V38H148ZM168 40V39H167ZM166 40V41H167ZM56 41V40H55ZM97 41V40H96ZM103 41H104V39H103ZM131 41V40H130ZM129 41V42H130ZM146 41V40H145ZM150 41H152V40H150ZM160 41H162V40H160ZM166 41H164V42H166ZM37 42V41H36ZM39 42V41H38ZM156 42V41H155ZM62 43V42H61ZM63 43H64V40H63ZM76 43V42H75ZM80 43H81V41H80ZM80 43L78 44V45H80ZM89 43V42H88ZM93 43V42H92ZM126 43V42H125ZM141 43V42H140ZM144 43V42H143ZM143 43H141V45L143 44ZM150 43H152V42H150ZM157 43V42H156ZM156 43H154V40H153V44H150V46H152V45H155ZM162 43H163V41H162ZM34 44H35V42H34ZM33 44V45H34ZM82 44V43H81ZM112 44V43H111ZM129 44V43H128ZM130 44H132V43H130ZM157 44H159V43H157ZM166 44V43H165ZM164 44V45H165ZM77 45V44H76ZM93 45H94V43H93ZM105 45V44H104ZM126 45V44H125ZM136 45V46H137ZM128 46V45H127ZM149 46V47H150ZM13 47V46H12ZM17 47V46H16ZM15 47V48H16ZM27 47V46H26ZM26 47H25V49H26ZM58 47V46H57ZM74 47V46H73ZM73 47H72V49H73ZM82 47V46H81ZM105 47V46H104ZM134 47V45H132V48ZM138 48H139V46H137ZM155 47V46H154ZM154 47H152V48H154ZM163 47V46H162ZM9 48V47H8ZM14 48V49H15ZM21 47H19V49H20ZM60 48V47H59ZM62 48V47H61ZM94 48H97V47H94ZM129 48V47H128ZM140 48H143V46H141ZM152 48H151V50H152ZM157 48V47H156ZM159 48V47H158ZM70 49V48H69ZM135 49H137V48H135ZM17 50H18V48H17ZM34 50V49H33ZM83 50V49H82ZM124 50V49H123ZM125 50H126V47H125ZM139 50V49H138ZM6 51V50H5ZM57 51H59V50H57ZM66 51V50H65ZM79 51V50H78ZM90 51V50H89ZM127 51V50H126ZM131 51H133V49L131 50ZM137 51V50H136ZM135 51V52H136ZM141 51H142V49H141ZM144 51V50H143ZM146 51H148V49L146 50ZM150 51V50H149ZM148 51V52H149ZM31 52V51H30ZM49 52V51H48ZM55 51H53V53H54ZM69 52V51H68ZM81 52V51H80ZM94 52V51H93ZM105 52V51H104ZM128 52V51H127ZM148 52H145V53H148ZM155 52V51H154ZM153 52V53H154ZM159 52V51H158ZM227 52H232L233 54H235V58H236V60H237V67L239 68V69H241V70H243V71H241V72H243V77L245 78V80L247 81L248 80V82H249V84H250V87L252 88V90L254 91V93H255V95H256V105H255V108H254V110H256V113L259 115L258 117H254V116H252V115H250V113H248L249 112V107H248V105H247V101H246V95H245V93H244V91L242 90V88H241V86H240V84H237L236 86V99H235V101L232 103V104H229L228 102V105L227 104H225V105H219V106H217V107H215V108H213V109H211V110H208V111H206L204 108H202L203 109V112H204V110L206 111L205 112V114H202L201 113V116L202 117H200V121H199V124H197V127L194 129V127L193 128H191L192 127V123L195 121V119H196V122L198 121V116L200 115L199 114V112H200V110H198V114H197V116H193L194 118H192L194 121H192V119H190V117H189V114H186L185 112H187V111H185L184 113L186 114L185 115V117L183 116V117H181V115H180V112H181V105H182V102H183V98H184V100H185V102H186V104H187V106H188V103L190 102L191 103V99H192V92H191V82H192V76H193V73L196 71V70H200L201 69V67H205L208 63H211V62H213V61H215V59L217 58V57H219V56H221L222 54H224V53H227ZM33 53H34V51H33ZM41 53H43V52H41ZM58 53V52H57ZM64 53H66V52H64ZM72 53V52H71ZM73 53H75L74 51H73ZM90 53V52H89ZM131 53V52H130ZM150 53V52H149ZM9 54V53H8ZM12 54V53H11ZM35 54V53H34ZM48 54V53H47ZM67 54V53H66ZM65 54V55H66ZM79 54V53H78ZM99 54V53H98ZM117 54V53H116ZM124 54V53H123ZM128 54V53H127ZM137 54H140L141 55V53H138L137 52ZM151 54H152V51H151ZM10 55V54H9ZM14 55V54H13ZM12 55V56H13ZM36 55H37V53H36ZM39 55H40V53H39ZM53 55V54H52ZM77 55V54H76ZM80 55V54H79ZM86 55H87V53H86ZM125 55V54H124ZM136 55V54H135ZM135 55L133 56V57H135ZM139 55V56H140ZM147 55V54H146ZM6 56V55H5ZM11 56V57H12ZM16 56V55H15ZM30 56H33V55H30ZM90 56H92V55H90ZM108 56V55H107ZM118 56V55H117ZM123 56V55H122ZM128 56V55H127ZM126 56V57H127ZM222 56H224V55H222ZM48 57V56H47ZM54 57V56H53ZM65 57V56H64ZM68 57V56H67ZM80 57V56H79ZM84 57V56H83ZM87 57H88V55H87ZM130 57H131V55H129V59H130ZM138 57V56H137ZM136 57V58H137ZM143 57H145L146 58V56H145V54H143ZM148 57V56H147ZM153 57V56H152ZM5 58V57H4ZM16 58L17 57H15V60H16ZM28 58V57H27ZM62 58V57H61ZM72 58H73V56H72ZM76 57H74V59H75ZM82 58V57H81ZM85 58V57H84ZM92 58V57H91ZM90 58V59H91ZM119 58H120V56H119ZM123 58V57H122ZM125 58V57H124ZM144 58V59H145ZM155 58V57H154ZM13 59V58H12ZM21 59V58H20ZM32 59V58H31ZM66 60H67V58H65ZM133 59V58H132ZM141 59V58H140ZM149 59V58H148ZM151 59H153V58H151ZM155 59V60H156ZM7 60V59H6ZM5 60V61H6ZM36 60V59H35ZM46 60V59H45ZM50 60H52V59H50ZM60 60V59H59ZM69 60V59H68ZM84 60V59H83ZM83 60H81V61H83ZM93 59H91V61H92ZM126 60V59H125ZM124 60V61H125ZM141 60H143V58L141 59ZM150 60V59H149ZM19 61V60H18ZM21 61V60H20ZM26 61H28V60H26ZM41 61V60H40ZM76 61H77V59H76ZM80 61V62H81ZM88 61V60H87ZM94 61V60H93ZM121 61V60H120ZM153 61V60H152ZM10 62V61H9ZM12 62H14L13 60H12ZM31 62V61H30ZM59 62V61H58ZM75 62V61H74ZM80 62H78V63H80ZM122 62V61H121ZM120 62V63H121ZM130 62H132L131 60H130ZM142 62H144V64H145V60L144 61H142ZM5 63V62H4ZM3 63V64H4ZM14 63H17V62H14ZM61 63V62H60ZM64 63V62H63ZM67 63H69V62H67ZM72 63V62H71ZM93 63V62H92ZM106 63V62H105ZM128 63H129V61H128ZM138 63V66L141 64V66H142V63H140V62H137ZM140 63V64H139ZM150 63V62H149ZM152 63V62H151ZM216 63V62H215ZM10 64V63H9ZM20 64H21V62H20ZM39 64V63H38ZM56 64V63H55ZM65 64H66V62H65ZM75 64V63H74ZM123 64V66H124V62L122 63ZM121 64V65H122ZM143 64V65H144ZM153 64V63H152ZM213 64H214V62H213ZM212 64V65H213ZM14 65V64H13ZM12 65V66H13ZM17 65H19L18 63H17ZM24 65H25V63H24ZM37 65V64H36ZM44 65H46V64H44ZM49 65V64H48ZM58 65V64H57ZM61 65V64H60ZM59 65V66H60ZM64 65V64H63ZM78 65V64H77ZM77 65H74L75 67L77 66ZM84 65V64H83ZM86 65V64H85ZM84 65V66H85ZM90 65V64H89ZM100 65V64H99ZM98 65V66H99ZM128 65V64H127ZM130 65V64H129ZM135 65H137V64H135ZM135 65H134V67H135ZM149 65V64H148ZM147 65V66H148ZM210 64H208V66H209ZM211 65V66H212ZM4 66V65H3ZM6 66V65H5ZM4 66V67H5ZM11 65L9 66V67H11V68H13ZM41 66V65H40ZM62 66V65H61ZM60 66V67H61ZM64 66H66V65H64ZM68 66V65H67ZM73 66V65H72ZM81 66H82V63H81ZM83 66V67H84ZM93 66V65H92ZM94 66H96V65H94ZM101 66V65H100ZM126 66V65H125ZM137 66V67H138ZM140 66V67H141ZM7 67V66H6ZM22 67V65H20V68ZM27 67V66H26ZM38 67H39V65H38ZM45 67V66H44ZM69 67V66H68ZM89 67V66H88ZM121 67V66H120ZM119 66H118V69L120 68ZM136 67V70H137V72L139 71V68H137ZM153 67V66H152ZM15 68L17 69V67L15 66ZM19 68V67H18ZM24 68V67H23ZM46 68V67H45ZM59 68V67H58ZM82 68V67H81ZM80 68V69H81ZM86 67H84V69H85ZM105 68V67H104ZM123 68V70L125 71V68L124 67H122ZM129 68V67H128ZM151 68V67H150ZM10 69V68H9ZM31 69V68H30ZM54 69V68H53ZM66 69H67V67H66ZM77 69V68H76ZM90 69H92V67L90 68ZM102 69V68H101ZM130 69V68H129ZM129 69L127 70L128 72H131V70H132V68L130 69V71H129ZM147 69V68H146ZM202 69H204V68H202ZM208 69V68H207ZM13 70H15V69H13ZM22 70V69H21ZM36 70V69H35ZM57 70V69H56ZM61 69L59 68V71H60ZM67 70H69V69H67ZM72 70V69H71ZM74 70V69H73ZM86 70V69H85ZM85 70H83L84 72H85ZM142 70V69H141ZM205 70V69H204ZM3 71H5V68H4V70ZM8 71V70H7ZM10 71H12V69L10 70ZM24 71V70H23ZM37 71H39V70H37ZM42 71V70H41ZM58 71V72H59ZM110 71H112V70H110ZM109 71V72H110ZM117 71V70H116ZM122 71V70H121ZM124 71H122L121 73H120V75L121 74H124L123 72ZM150 71V70H149ZM149 71H147L148 73H149ZM208 71V70H207ZM12 72H14V71H12ZM11 72V73H12ZM49 72V71H48ZM51 72V71H50ZM49 72V73H50ZM79 72V71H78ZM94 72V71H93ZM95 72H96V70H95ZM104 72V71H103ZM108 72V73H109ZM115 72V71H114ZM142 72H144V71H142ZM197 72V71H196ZM202 72V71H201ZM21 73V72H20ZM31 73V72H30ZM34 73V72H33ZM48 73V74H49ZM67 73V72H66ZM72 73V72H71ZM80 73V72H79ZM86 73V72H85ZM87 73H88V71H87ZM140 73L141 72H138V74L139 75H137V76H141L140 75ZM61 74V73H60ZM92 74V73H91ZM95 74V73H94ZM111 74H112V72H111ZM116 74V76L118 77V74H119V72H116L115 73ZM115 74H113V75H115ZM130 74V73H129ZM143 74H145V73H143ZM216 74H218V73H216ZM14 75V74H13ZM62 75V74H61ZM71 75V74H70ZM96 75V74H95ZM103 75V74H102ZM104 75H105V72H104ZM103 75V76H104ZM112 75V76H113ZM20 76V75H19ZM47 76V75H46ZM56 76V75H55ZM63 76H64V73H63ZM72 76V75H71ZM74 76V75H73ZM80 76V75H79ZM78 76V77H79ZM83 76H85V75H83ZM89 76V75H88ZM92 76H94L93 74H92ZM102 76V77H103ZM127 76L129 77V75L127 74ZM126 76V77H127ZM194 76H196V75H194ZM4 77V76H3ZM2 77V78H3ZM6 77H7V75H6ZM9 77V76H8ZM12 77V76H11ZM16 77V76H15ZM23 77V76H22ZM21 77V78H22ZM51 77V76H50ZM65 77V76H64ZM70 77V76H69ZM90 77V76H89ZM101 77V78H102ZM109 77V76H108ZM111 77V76H110ZM115 77V76H114ZM117 77H116V79H117ZM120 78V80H121V76H119ZM128 77H127V80H128ZM133 77H134V75H133ZM143 77H145L146 78V76H143ZM199 77H201V76H199ZM203 77V76H202ZM204 77H205V75H204ZM241 77V76H240ZM58 78V77H57ZM92 78V77H91ZM90 78V79H91ZM99 78H100V76H99ZM11 79H13V78H10V81H14L15 79H17V81H18V78H14V80H11ZM23 79V78H22ZM26 79V78H25ZM29 79V78H28ZM37 79V78H36ZM35 79V80H36ZM43 79V78H42ZM48 79H49V77H48ZM54 79V78H53ZM73 79V78H72ZM81 79V78H80ZM87 79H89V78H87ZM96 79V78H95ZM103 79V78H102ZM109 79V78H108ZM108 79H106V80H108ZM115 79V80H116ZM140 79V78H139ZM139 79H138V84L140 85V83H139ZM148 79H151V78H148ZM195 78L193 77V80H194ZM44 80V79H43ZM42 80V81H43ZM51 80V79H50ZM79 80V79H78ZM83 80V79H82ZM99 80V79H98ZM104 80V79H103ZM103 80H100V82L102 83V81ZM113 80H114V78H113ZM118 80V79H117ZM119 80V81H120ZM133 80V79H132ZM132 80H131V82H132ZM142 80V79H141ZM144 80V79H143ZM2 81H4V80H2ZM8 81V80H7ZM48 81V80H47ZM84 81V80H83ZM110 81H112V79L110 80ZM146 82L147 81H149V80H145ZM205 81V80H204ZM245 81V82H246ZM39 82V81H38ZM49 82V81H48ZM51 82H53V81H51ZM50 82V83H51ZM76 82H77V80H76ZM76 82H75V84H76ZM86 82H87V80H86ZM96 82V81H95ZM94 82V83H95ZM104 82V81H103ZM107 82V81H106ZM115 82V81H114ZM113 82V83H114ZM237 82V81H236ZM1 83V82H0ZM9 83V82H8ZM32 83V82H31ZM89 83H91V82H89ZM97 83V82H96ZM99 83V82H98ZM100 83V84H101ZM109 83V82H108ZM111 83V82H110ZM109 83V84H110ZM117 83V82H116ZM115 83V84H116ZM120 83H121V81H120ZM120 83H118V84H120ZM127 84H128V82H126ZM134 83V82H133ZM143 83V82H142ZM145 83V82H144ZM151 83H152V81H151ZM198 83V82H197ZM201 83V82H200ZM205 83V82H204ZM208 83V82H207ZM210 83V82H209ZM240 83V82H239ZM12 84V83H11ZM11 84H9L10 86H11ZM52 84V83H51ZM81 84V83H80ZM82 84H84V83H82ZM103 84V83H102ZM101 84V85H102ZM107 84V83H106ZM125 84V83H124ZM124 84H123V86H124ZM202 84V83H201ZM211 84V83H210ZM213 84V83H212ZM211 84V85H212ZM215 84V83H214ZM1 85V84H0ZM5 85V84H4ZM24 85V84H23ZM31 85V84H30ZM41 85V84H40ZM59 85V84H58ZM87 85V84H86ZM98 85V84H97ZM112 85V84H111ZM131 85V84H130ZM138 85V86H139ZM171 85H170V87H171ZM196 85V84H195ZM199 85V84H198ZM197 85V86H198ZM206 86H207V84H205ZM209 85V84H208ZM217 85V84H216ZM2 86V85H1ZM15 86V85H14ZM16 86H18V85H16ZM46 86V85H45ZM64 86V85H63ZM69 86V85H68ZM127 86L128 85H125V87H126V90H128V88H127ZM143 86H144V84H143ZM201 86V85H200ZM2 87H5V86H2ZM24 87V86H23ZM29 87V86H28ZM57 87V86H56ZM60 87H61V85H60ZM75 87V86H74ZM80 87V86H79ZM88 87V86H87ZM93 87H94V84H93ZM110 88H111V86H109ZM113 87V86H112ZM115 87V86H114ZM118 87V86H117ZM135 87H137V85H136V83H135ZM167 87H168V85H167ZM195 87V86H194ZM214 87H215V85H214ZM217 87V86H216ZM17 88H19V87H17ZM51 88V87H50ZM63 88V87H62ZM69 88V87H68ZM81 88V87H80ZM90 88V87H89ZM91 88H92V86H91ZM95 88V87H94ZM98 88L100 89L101 87H99L98 86ZM102 88H103V85H102ZM105 88V87H104ZM107 88V87H106ZM124 88V87H123ZM142 88V87H141ZM148 88V87H147ZM3 89H5V88H3ZM2 89V90H3ZM8 89H9V87H8ZM21 89V88H20ZM41 89H43V88H41ZM60 89V88H59ZM82 89V88H81ZM98 89V90H99ZM138 89V88H137ZM143 89V88H142ZM192 89H194V88H192ZM196 89V88H195ZM210 89V88H209ZM10 90V89H9ZM22 90V89H21ZM21 90L20 91H18V93L20 94V92H21ZM37 90V89H36ZM35 90V91H36ZM89 90H91V89H89ZM117 90V89H116ZM123 90V89H122ZM125 90V91H126ZM135 90V89H134ZM148 90H150V88L148 89ZM157 90L155 91V95H159V93H161V92H163V91H161V92H159V93H156L157 92ZM170 90V89H169ZM196 90H198V89H196ZM213 90V89H212ZM216 90V89H215ZM34 91V90H33ZM44 90H42V92H43ZM49 91H50V89H49ZM53 91V90H52ZM68 91V90H67ZM75 91V90H74ZM93 91V90H92ZM101 91V90H100ZM99 91V92H100ZM125 91L123 90V92L125 93ZM140 91H143V90H140ZM195 91V90H194ZM206 91H208L207 89H206ZM206 91H204V92H206ZM252 91V92H253ZM16 92H17V89H16ZM55 92V91H54ZM62 92H63V89H62ZM65 92V91H64ZM69 92V91H68ZM77 92V91H76ZM94 92V91H93ZM101 92H103V91H101ZM122 92V94H120V95H124V93ZM135 92V91H134ZM137 93H139L138 91H136ZM169 92V91H168ZM213 92V91H212ZM2 93H3V91H2ZM8 93V92H7ZM10 93V92H9ZM11 93H13V92H11ZM17 93V94H18ZM23 92H21V94H22ZM48 93H50V92H48ZM72 93V92H71ZM88 93H89V91H88ZM111 93H114V90H113V92H111ZM127 93V92H126ZM125 93V94H126ZM143 93V92H142ZM141 93V94H142ZM147 93H149V91H147ZM147 93L145 92V94L147 95ZM150 93H152V92H150ZM149 93V94H150ZM154 93V92H153ZM197 93V92H196ZM203 93V92H202ZM211 93V92H210ZM209 93V94H210ZM18 94V95H19ZM24 94V93H23ZM22 94V95H23ZM45 94H47V93H45ZM66 94V93H65ZM65 94L64 95H62V96H65ZM91 94V93H90ZM92 94H94V93H92ZM104 94V93H103ZM102 94V95H103ZM127 94H129V93H127ZM140 94V95H141ZM192 94V95H191ZM204 94V93H203ZM9 95V94H8ZM12 95V94H11ZM13 95H14V93H13ZM27 95V94H26ZM38 95V94H37ZM44 95V94H43ZM68 95V94H67ZM72 95H73V93H72ZM85 95V94H84ZM111 95V94H110ZM137 95H139V94H136V95H133L134 97H136L135 99H137ZM207 95V94H206ZM206 95H204V96H206ZM4 96V95H3ZM15 96V95H14ZM50 96H51V94H50ZM61 96V95H60ZM69 96V95H68ZM87 96V98H89L88 96V94L86 95ZM90 96H92V95H90ZM107 96V95H106ZM116 96V95H115ZM126 96V95H125ZM128 96V95H127ZM144 96V95H143ZM149 96V95H148ZM148 96H147V98H148ZM153 97H154V94L152 95ZM162 95H160V97H161ZM167 96V95H166ZM202 96V95H201ZM254 96V95H253ZM7 97V96H6ZM12 97V96H11ZM10 97V98H11ZM72 97V96H71ZM93 97V96H92ZM96 97H97V94H96ZM99 97V96H98ZM105 97V96H104ZM114 97V96H113ZM124 97V96H123ZM156 97V96H155ZM165 97V96H164ZM169 97V96H168ZM200 99H201V97L200 96H198ZM208 97H210V96H208ZM2 98V97H1ZM13 98V97H12ZM50 98V97H49ZM84 98V97H83ZM115 99H118V98H116V97H114ZM114 98H112V100L114 99ZM129 98H132L131 96L130 97H128L127 98V100L129 99ZM151 98V97H150ZM157 98V97H156ZM207 98V97H206ZM255 98V97H254ZM4 99V98H3ZM29 99V98H28ZM45 99V98H44ZM66 99V98H65ZM71 99V98H70ZM90 99H92V98H90ZM121 99H123V98H121ZM120 99V100H121ZM134 99V98H133ZM165 99V98H164ZM163 99V100H164ZM166 99H168V98H166ZM6 100V99H5ZM8 100V99H7ZM16 100V99H15ZM25 100H26V98H25ZM24 100V101H25ZM49 100V99H48ZM125 100V99H124ZM147 99H143V102L142 103H144V101H146ZM151 100H153L154 101V98H151ZM151 100H148V101H151ZM156 100V99H155ZM159 100H160V102L162 101L160 98H159ZM170 100V99H169ZM201 100H203V98L201 99ZM211 100V99H210ZM14 101V100H13ZM22 101V100H21ZM41 101H43V100H41ZM56 101V100H55ZM57 101H59V100H57ZM64 101H67V100H64ZM94 101V100H93ZM96 101H97V99H96ZM99 101V100H98ZM104 101V100H103ZM129 101V100H128ZM128 101H125V103H126V105L128 104L127 102ZM130 101H131V99H130ZM134 101V103H135V101L136 100H133ZM148 101H146L147 103H148ZM165 101V100H164ZM53 102V101H52ZM62 102V101H61ZM70 102V101H69ZM69 102H65V103H67V105H68V103ZM73 102V101H72ZM71 102V103H72ZM79 102H80V100H79ZM106 102V101H105ZM104 102V103H105ZM118 102V101H117ZM117 102H116V104H117ZM124 102V101H123ZM163 102V101H162ZM166 102H168V101H166ZM196 102V101H195ZM215 102V101H214ZM217 102V101H216ZM253 102V101H252ZM9 103H10V100H9ZM45 103H46V101H45ZM53 103H55V102H53ZM57 103V102H56ZM55 103V104H56ZM82 104H83V101L81 102ZM96 103V102H95ZM94 103V104H95ZM100 103H102V102H100ZM104 103H102V105L104 104ZM107 103V102H106ZM110 103V102H109ZM122 104V102H120L119 101V104ZM131 103V105H132V102H130ZM133 103V104H134ZM150 103V102H149ZM152 103V102H151ZM157 103V102H156ZM171 103V104H172ZM189 103V104H190ZM200 103V102H199ZM199 103H197L196 102V104H198L197 106H199ZM205 103V102H204ZM213 103V102H212ZM4 104V103H3ZM8 104V103H7ZM23 104H24V102H23ZM28 104V103H27ZM60 104V103H59ZM136 104H137V102H136ZM145 104V103H144ZM144 104H142V105H144ZM160 104V103H159ZM170 104V105H171ZM185 104V103H184ZM203 103H201V105H202ZM211 104V103H210ZM220 104V103H219ZM250 104V103H249ZM6 105V104H5ZM13 105V104H12ZM17 105V104H16ZM38 105V104H37ZM63 105L64 104H61V105H59V106H62V108H63ZM67 105H65L67 108H68V106ZM73 105H75V104H73ZM101 105V104H100ZM115 105V104H114ZM126 105H124V106H126ZM131 105H129L130 107H131ZM139 106L141 105V104H138ZM147 105V104H146ZM167 105H169L168 103H166V105H160L161 106V109L164 111V109H166V112H167ZM169 105V107H171ZM195 105V104H194ZM206 105H207V102H206ZM211 105H213V104H211ZM251 105H252V103H251ZM24 106V105H23ZM41 106V105H40ZM52 106V105H51ZM51 106H50V108H51ZM69 106H70V103H69ZM78 106V105H77ZM98 106H99V104H98ZM113 106V105H112ZM133 106V105H132ZM145 106V105H144ZM143 106V107H144ZM162 106L164 107V106H166L164 109L162 108ZM184 106V105H183ZM15 107H17V106H15ZM43 107V106H42ZM45 107H47V106H45ZM65 107V108H66ZM72 107V106H71ZM70 107V108H71ZM102 107V106H101ZM100 107V108H101ZM120 107V106H119ZM121 107H122V105H121ZM120 107V108H121ZM129 107V108H130ZM142 107V108H143ZM196 107V106H195ZM208 106H206V108H207ZM23 108V107H22ZM49 108V109H50ZM64 108V109H65ZM80 108V107H79ZM99 108V109H100ZM111 108H113V107H110V109L109 110H111ZM119 108V109H120ZM125 108V107H124ZM127 108V107H126ZM152 107H150L149 109H151ZM156 108V110H157V107H155ZM183 108V107H182ZM188 109L189 108H192V106L191 107H187ZM198 108V107H197ZM197 108H196V110H197ZM42 109V108H41ZM57 109V108H56ZM63 109V110H64ZM106 108H105V106H104V110H105ZM117 109V107L115 108V110ZM131 109H133V108H131ZM131 109H129V111L131 110ZM145 109V108H144ZM143 109V110H144ZM148 109V110H149ZM160 109V108H159ZM184 109V108H183ZM185 109H186V107H185ZM47 110V109H46ZM51 110V109H50ZM93 110H98V108L97 109H93ZM113 110V109H112ZM121 110V109H120ZM128 110V109H127ZM154 110V109H153ZM152 110V111H153ZM191 110V109H190ZM194 110V109H193ZM195 110V111H196ZM40 111H42V110H40ZM39 111V112H40ZM59 111V110H58ZM65 111V110H64ZM78 111V110H77ZM80 111V110H79ZM83 111V110H82ZM94 111V112H95ZM102 110L100 109V112H101ZM122 111H123V109H122ZM133 111V110H132ZM142 111V110H141ZM140 111V112H141ZM192 111V110H191ZM33 112H34V110H33ZM67 112V111H66ZM69 112H71V109H70V111ZM74 112V111H73ZM110 112V111H109ZM115 112V111H114ZM118 112L120 113L121 111H119L118 110ZM117 112V113H118ZM139 112V111H138ZM142 112H144V111H142ZM156 112V111H155ZM158 112L159 113H163L162 111H160V110H158ZM165 112V111H164ZM168 112H172V110L170 109ZM190 112V111H189ZM188 112V113H189ZM193 112V111H192ZM192 112H190V114L192 113ZM202 112V111H201ZM49 113V112H48ZM61 113V115H63L62 113L63 112H60ZM75 113V112H74ZM78 113V112H77ZM86 113V112H85ZM104 113V112H103ZM123 112H121L120 114H122ZM126 113V112H125ZM130 113V112H129ZM128 113V114H129ZM148 113H149V111H148ZM13 114V113H12ZM39 114V113H38ZM42 114V113H41ZM50 114H51V112H50ZM65 114V113H64ZM66 114H68V112L66 113ZM65 114V116H67V118H68V115H66ZM81 114V113H80ZM89 114V113H88ZM88 114H84V116H82L81 117V120L80 121H82L83 120V118L85 117V115L87 116ZM98 115L100 114V113H97ZM110 114V116H111V112L109 113ZM112 114H113V112H112ZM131 114H132V112H131ZM135 114H136V112H135ZM144 114V113H143ZM150 114H151V112H150ZM153 114H154V111H153ZM165 113H163V115H164ZM170 114V113H169ZM182 114V113H181ZM3 115V114H2ZM7 115H9V113L7 114ZM11 115V114H10ZM9 115V116H10ZM28 115V114H27ZM30 115V114H29ZM34 115H37L36 113L34 114ZM69 115H70V113H69ZM77 115H79V114H77ZM83 115V114H82ZM90 115V114H89ZM88 115V116H89ZM105 115H108L107 113L105 114ZM114 115V114H113ZM130 115V114H129ZM133 115V114H132ZM140 115V114H139ZM146 115H147V113H146ZM163 115H162V117H163ZM183 115V114H182ZM193 115V113L190 115V116H192ZM194 115H195V112H194ZM20 116H21V114H20ZM47 116V115H46ZM71 116V115H70ZM76 116V115H75ZM87 116V117H88ZM101 116H103V115H101ZM117 116H119L118 114H117ZM116 116V117H117ZM122 116H124V113L122 114ZM157 117H158V114L156 115ZM159 116H161V115H159ZM166 116V115H165ZM169 116H172V115H169ZM5 117V116H4ZM44 117V116H43ZM60 117V116H59ZM58 117V118H59ZM72 117H74L73 115H72ZM72 117H69V118H72ZM80 117V116H79ZM97 117V116H96ZM106 117V116H105ZM104 117V118H105ZM120 117L121 116H119L118 118L120 119ZM132 117V116H131ZM134 117V116H133ZM138 117V116H137ZM145 117V116H144ZM144 117H143V119H144ZM151 117H153L152 115L150 116V118ZM167 117V116H166ZM25 118H27V117H25ZM31 118V117H30ZM49 118V117H48ZM61 118H62V116H61ZM93 118V117H92ZM127 118V117H126ZM129 118V117H128ZM127 118V119H128ZM169 118V117H168ZM167 118V119H168ZM172 117H170V119H171ZM5 119V118H4ZM12 119V118H11ZM23 119V118H22ZM75 118H73V119H71L72 121L74 120ZM86 119H88V118H86ZM94 119V118H93ZM110 117H108V120L110 121ZM113 119H115L114 118V116H113ZM117 119V118H116ZM119 119H117V120H119ZM132 119V118H131ZM147 118H145V120H146ZM154 119H155V114H154ZM161 119V118H160ZM7 120V119H6ZM20 120V119H19ZM65 120H67V119H65ZM78 120V119H77ZM76 119L74 120V122L75 121H77ZM92 120V119H91ZM104 120V119H103ZM120 120H122V122L125 120H123V118H121ZM129 120V119H128ZM165 120V119H164ZM22 121V120H21ZM70 120H68V122H69ZM79 121V122H80ZM89 121V120H88ZM94 121V120H93ZM97 121V120H96ZM112 121V120H111ZM141 121V120H140ZM140 121L138 122V123H140ZM143 121V120H142ZM148 121V120H147ZM161 121V120H160ZM168 121H170L169 119H168ZM174 121V120H173ZM192 121V122H191ZM3 122V121H2ZM19 122V121H18ZM37 122V121H36ZM54 122V121H53ZM52 122V123H53ZM63 122L65 123V121L63 120ZM74 122L72 123V125L74 124ZM114 122H115V120H114ZM133 122V121H132ZM145 122V121H144ZM144 122H143V124H144ZM149 122V121H148ZM148 122H146L147 123V125L149 124L150 125V123H148ZM158 122V121H157ZM162 122V121H161ZM160 122V123H161ZM6 123H7V121H6ZM35 123V122H34ZM61 123V122H60ZM63 123V124H64ZM71 123V122H70ZM70 123H68V124H70ZM76 123V122H75ZM78 123V122H77ZM112 123V122H111ZM117 123V122H116ZM124 123V122H123ZM125 123H127V122H125ZM146 123H145V125H146ZM152 123V122H151ZM159 123V124H160ZM174 123V122H173ZM4 125H5V123H3ZM16 124V123H15ZM62 124V123H61ZM79 124V123H78ZM81 124H82V126H83V122H81L80 123V125L79 126H81ZM84 124H85V120H84ZM95 124H98V123H95ZM108 124V123H107ZM120 124H122V123H120ZM155 124V123H154ZM158 124V123H157ZM169 124V123H168ZM182 124H184V126L186 127V128H191V130H190V136H191V138L189 139V141H185L186 142V145L185 144H183L182 143V140H183V138H181V137H183V136H187V135H182V133L184 134V132L180 129V127H181V125ZM194 124H196V123H193V125ZM1 125V124H0ZM37 125V124H36ZM59 125V124H58ZM57 125V126H58ZM66 125V123L64 124V126ZM72 125L70 126V127H72ZM86 125H87V123H86ZM89 125H91V124H89ZM126 125H128V124H126ZM131 125V124H130ZM136 125V124H135ZM139 124H137V126H138ZM140 125H141V123H140ZM164 125V124H163ZM170 125H172V124H170ZM35 126V125H34ZM75 126L76 127H78L76 124H75ZM75 126L73 127V128H75ZM108 126H110V125H107V127ZM120 126V125H119ZM118 126V129L120 128ZM123 126H125V125H123ZM158 126H160V125H158ZM22 127V126H21ZM32 127V126H31ZM55 127V126H54ZM61 127H62V125H61ZM84 127V126H83ZM92 127V125L90 126V128ZM97 127V126H96ZM95 126H94V128H96ZM98 127H99V125H98ZM104 127H105V125H104ZM112 127V126H111ZM128 127V126H127ZM127 127H125V129H127ZM131 127V126H130ZM139 127L140 126H138L137 128L139 129ZM146 127V126H145ZM144 127V128H145ZM149 127V126H148ZM147 127V128H148ZM151 127H153V125L151 126ZM168 127H169V125H168ZM30 128V127H29ZM47 128H49V127H47ZM52 128V127H51ZM73 128H71L72 129V131H75V129L73 130ZM103 128V127H102ZM116 128H117V126H116ZM134 128H135V126L133 127V130H134ZM137 128L135 129V130H137ZM154 128V127H153ZM153 128H151V130L153 129ZM170 128H171V126H170ZM181 128H183V127H181ZM262 128V127H261ZM35 129V128H34ZM63 129H64V127H63ZM67 129H70V128H67ZM86 129V128H85ZM92 129V128H91ZM117 129V130H118ZM121 129H122V125H121ZM121 129L119 130V133L121 132L122 133V131H121ZM146 129V128H145ZM145 129H144V132H145ZM149 129V131H150V128H148ZM147 129V130H148ZM155 129V128H154ZM162 129V128H161ZM166 129V128H165ZM169 129V128H168ZM184 129V128H183ZM264 129V128H263ZM21 130V129H20ZM36 130H38V129H36ZM47 130V129H46ZM50 130V129H49ZM49 130H48V133H49ZM61 130V129H60ZM80 129H78L77 131L78 132H80L79 131ZM99 130H100V128H99ZM129 130V129H128ZM127 130V131H128ZM135 130L134 131H131V132H135ZM147 130H146V132H147ZM163 130V129H162ZM171 130V129H170ZM169 130V131H170ZM181 130V131H180ZM54 131V130H53ZM57 131V130H56ZM76 131V132H77ZM85 131V130H84ZM83 131V132H84ZM87 131H88V129H87ZM93 131V130H92ZM105 132V129H103L102 130V132ZM115 131V132H114ZM141 131V130H140ZM139 130L137 131V132H140ZM164 131V130H163ZM189 131V130H188ZM234 131H236V132H238V135H240V136H237V137H235V141L234 140H230L229 139V141H228V138H229V135L232 133V132H234ZM59 132V131H58ZM64 132H67V131H64ZM69 132V131H68ZM67 132V133H68ZM77 132V133H78ZM82 132V133H83ZM89 132H91V130L89 129ZM98 132V131H97ZM113 132L115 133V135H117L116 133H117V131L115 130V129H113ZM144 132H142V133H144ZM153 132H155V131H153ZM152 131H150V135L153 133ZM165 132V131H164ZM167 132V131H166ZM173 132H170L171 134L173 133ZM182 132V133H181ZM32 133H33V131H32ZM41 133V132H40ZM56 133V132H55ZM75 133V132H74ZM77 133L75 134V137H74V139H76V135H77ZM88 132H86L84 135H86ZM92 133V132H91ZM114 133H112V135H114ZM121 133H120V135H121ZM126 133V132H125ZM142 133H140V134H142ZM170 133H168V134H170ZM3 134V133H2ZM21 134V133H20ZM24 134V133H23ZM22 134V135H23ZM59 135H60V133H58ZM72 134V132L70 133V135ZM95 135H96V133H94ZM99 134V133H98ZM103 134H107V133H103ZM130 134V133H129ZM132 134V133H131ZM131 134H130V136H131ZM263 134V135H262ZM47 135V134H46ZM68 135V134H67ZM66 135V136H67ZM80 135H81V133H80ZM108 135V134H107ZM114 135V136H115ZM136 135V134H135ZM137 135H138V133H137ZM145 135V134H144ZM173 135V137H175ZM4 136V135H3ZM9 136V135H8ZM30 136V135H29ZM28 136V137H29ZM48 136V135H47ZM51 136V135H50ZM64 136V135H63ZM73 136V135H72ZM83 136V135H82ZM90 136V135H89ZM92 136V135H91ZM90 136V137H91ZM123 136V135H122ZM148 136H149V134L147 135H145L144 137H145V139L146 138H148ZM189 136V137H190ZM234 136H235V134H234ZM13 137V136H12ZM46 137V136H45ZM62 137V136H61ZM68 137V136H67ZM70 137V136H69ZM68 137V138H69ZM94 137V135L91 137V139L90 140H92V138ZM116 137V136H115ZM119 136L117 135V138H118ZM171 137L172 136H170V138H169V140L171 139ZM241 137V138H240ZM0 138H1V135H0ZM4 138V137H3ZM3 138H1V139H3ZM39 138V137H38ZM37 138V139H38ZM41 138V137H40ZM54 138V137H53ZM62 138H65V137H62ZM79 138V137H78ZM84 138V137H83ZM95 138H96V136H95ZM107 138V137H106ZM109 138V137H108ZM120 138V137H119ZM122 138V137H121ZM135 138V139H134ZM240 138V139H239ZM67 139V138H66ZM81 139V138H80ZM89 139V138H88ZM94 139V138H93ZM105 139V138H104ZM114 139V138H113ZM116 139V138H115ZM130 139V138H129ZM131 139H132V136H131ZM137 139H138V137H137ZM137 139H136V137L134 136L133 137V140H131V141H134V140H136V142H134V143H137ZM139 139H141V137L139 138ZM174 139V138H173ZM172 139V140H173ZM174 139V140H175ZM187 139V138H186ZM236 139H239L238 141H236ZM4 140V139H3ZM5 140H7V139H5ZM4 140V141H5ZM22 140V139H21ZM43 139H41V141H42ZM51 140H53V139H51ZM61 140V139H60ZM72 140V139H71ZM100 140V139H99ZM116 140H118V139H116ZM124 140V139H123ZM1 141L2 140H0V143H1ZM7 141H9V140H7ZM12 141V140H11ZM32 141H34V140H32ZM40 141V140H39ZM38 141V142H39ZM50 141V140H49ZM48 141V142H49ZM54 141V140H53ZM77 140H75V142H76ZM102 141V140H101ZM105 141V140H104ZM103 141V142H104ZM107 141H109L108 139H107ZM114 141V140H113ZM130 141V142H131ZM183 141V142H184ZM234 141V142H233ZM37 142V143H38ZM62 142V141H61ZM67 142V141H66ZM71 142V141H70ZM73 142V141H72ZM74 142V143H75ZM78 142V141H77ZM116 142L117 141H115V142H112V148H113V143L114 144H116ZM124 142V141H123ZM130 142L128 143V144H130ZM143 142V141H142ZM141 142V143H142ZM145 142H147V141H145L144 140V143ZM6 143V142H5ZM9 143H10V141H9ZM9 143H7V144H9ZM12 143V142H11ZM30 143H31V141H30ZM36 143V142H35ZM36 143V144H37ZM79 143V142H78ZM89 143V142H88ZM93 143V142H92ZM91 143V144H92ZM118 143V142H117ZM71 144V143H70ZM75 144H77V143H75ZM86 144V143H85ZM94 144V143H93ZM110 144V143H109ZM131 144H133L132 142H131ZM130 144V145H131ZM139 144H140V141H139ZM69 145V144H68ZM78 145V144H77ZM76 145V146H77ZM87 145V144H86ZM105 145H107V143H105ZM118 144H116V145H114V148H115V146H117ZM135 145V144H134ZM133 145V146H134ZM26 146V145H25ZM39 146H40V144H39ZM47 146H48V144H47ZM110 146V145H109ZM120 146V145H119ZM118 146V147H119ZM143 146V145H142ZM166 145L164 144L163 145V147H165ZM233 146L235 147V148H233ZM20 147V146H19ZM32 147V146H31ZM55 147V146H54ZM72 147V146H71ZM75 147V146H74ZM83 146H81V148H82ZM92 147V146H91ZM90 147V148H91ZM99 147V146H98ZM100 147H101V145H100ZM98 148V149H100V150H102L101 148ZM106 147V146H105ZM121 147V146H120ZM123 147V146H122ZM121 147V148H122ZM127 147V146H126ZM137 148H136V150H138V146H136ZM144 147V146H143ZM145 147H146V143H145ZM11 148V147H10ZM45 148V147H44ZM43 148V149H44ZM61 148V147H60ZM109 148V147H108ZM113 148V149H114ZM131 149V147H128L127 148V150L128 149ZM171 148H169V150L171 149ZM250 148V149H251ZM5 149V148H4ZM9 149V148H8ZM24 149V148H23ZM37 149V148H36ZM103 149H106V148H103ZM115 149H117L118 151H119V149L118 148H115ZM115 149L113 150V151H115ZM140 149H141V147H140ZM145 149V148H144ZM144 149H143V151H144ZM161 150H162V148H160ZM166 149V147L163 149V150H165ZM1 150V149H0ZM15 150V149H14ZM34 150V149H33ZM47 150H48V148H47ZM54 150V149H53ZM58 150H59V148H58ZM61 150V149H60ZM71 150H73V149H71ZM108 150V149H107ZM116 150V151H117ZM126 150V149H125ZM134 151V152H131V151ZM132 150H130V151H127V153L128 152H130V154L131 153H135L136 151H135V148H133ZM158 150V149H157ZM170 151V152H173V151ZM3 151V150H2ZM7 151V150H6ZM26 151H27V149H26ZM43 151V150H42ZM87 151V150H86ZM140 151V150H139ZM138 151V152H139ZM160 151V150H159ZM158 151V152H159ZM252 151V150H251ZM254 151V152H255ZM1 152V151H0ZM5 152V151H4ZM3 152V153H4ZM9 152V151H8ZM34 152V151H33ZM37 152V151H36ZM45 152H46V150H45ZM57 152H59V151H57ZM76 152V151H75ZM74 152V153H75ZM96 152V151H95ZM98 152V154H100L101 153V151L99 152V150L97 151ZM97 152L95 153V154H97ZM168 152V151H167ZM166 151H165V154L167 153ZM249 152V151H248ZM247 152V153H248ZM253 152V151H252ZM253 152V153H254ZM2 153V154H3ZM30 153V152H29ZM41 153V152H40ZM47 153V152H46ZM70 153V152H69ZM77 153H78V150H77ZM79 153H81L80 151H79ZM87 153V152H86ZM106 153V152H105ZM108 153H109V151H107V155H108ZM110 153L112 154V152L110 151ZM118 154H119V152H117ZM125 154V159H123V160H126V155H130L129 153L128 154ZM137 153V152H136ZM136 153H135V155H136ZM145 153V152H144ZM143 153V154H144ZM155 153V152H154ZM252 153V154H253ZM6 154V153H5ZM56 154V153H55ZM63 154V153H62ZM71 154V153H70ZM69 154V155H70ZM101 154H103V151H102V153ZM100 154V155H101ZM110 154V155H111ZM118 154H117V156H118ZM122 154H123V152H122ZM141 154V153H140ZM140 154H138V155H140ZM147 153H145L144 155H146ZM164 154V153H163ZM162 153H161V155H163ZM164 154V155H165ZM169 154H171V153H169ZM169 154H168V156H169ZM251 154V156L252 157H254L253 155ZM255 154V155H256ZM13 155V154H12ZM32 155H34V154H32ZM44 155V154H43ZM54 155V154H53ZM66 155V154H65ZM79 155V154H78ZM84 155V154H83ZM86 155V154H85ZM85 155H84V157H85ZM91 155V154H90ZM90 155H88V156H90ZM105 155V154H104ZM106 155V156H107ZM120 155V154H119ZM133 155V156H132ZM160 155V158H161V160L162 161H164L163 159H162V157L163 156H161ZM1 156V155H0ZM7 156H9V154L7 155ZM6 156V157H7ZM25 156V155H24ZM41 156V155H40ZM46 156V155H45ZM44 156V157H45ZM74 156V155H73ZM87 156V157H88ZM116 157V155H113V157ZM133 158H132V157ZM131 156H129V158H132V159H134L133 160V162L134 161H136L137 162V160H135V158H134V154H131ZM137 156V155H136ZM156 156V155H155ZM167 156V155H166ZM258 156V155H257ZM3 157H5L4 155H3ZM3 157H2V159H3ZM19 157V156H18ZM54 157V156H53ZM57 157V156H56ZM59 157V156H58ZM75 157V156H74ZM78 157V156H77ZM76 157V158H77ZM83 157V156H82ZM95 157V156H94ZM97 157V159H98V157H100V156H96ZM104 156H101V158H103ZM110 157H112V156H110ZM122 157V156H121ZM121 157H120V160H121ZM138 157V156H137ZM137 157H136V159H137ZM147 157V156H146ZM159 157V156H158ZM232 157V158H233ZM245 157V156H244ZM243 157V158H244ZM251 157V158H252ZM8 158V157H7ZM29 158V157H28ZM41 158V157H40ZM60 159H61V157H59ZM69 158V157H68ZM75 158V159H76ZM86 158V157H85ZM105 158V157H104ZM103 158V159H104ZM127 158H128V156H127ZM142 158H143V162H145L147 159L146 158H144V156H142ZM142 158H141V160H142ZM148 158V157H147ZM154 158H156L157 159V156L156 157H154ZM159 158V159H160ZM169 158H170V156H169ZM171 158H172V156H171ZM242 157H240V159H241ZM246 158V157H245ZM36 159V158H35ZM43 159V158H42ZM51 159V158H50ZM55 159V158H54ZM60 159H59V161H60ZM64 159V158H63ZM91 159L93 160V158L91 157ZM112 159V158H111ZM146 159V160H145ZM233 159H236V158H233ZM10 160H11V158H10ZM22 160V159H21ZM24 160V159H23ZM28 160V159H27ZM31 159H29V161H30ZM52 160V159H51ZM58 160V159H57ZM77 160V159H76ZM89 160V159H88ZM91 160V161H92ZM95 160H96V158H95ZM95 160H94V163H95ZM101 160V159H100ZM107 160V159H106ZM116 160V159H115ZM119 160V159H118ZM127 160H129V159H127ZM126 160V164H128L127 166H128V168H129V165L130 164H132L131 163V161L129 162V161H127ZM145 160V161H144ZM158 160V159H157ZM156 160V161H157ZM169 160H171V159H169ZM231 160V159H230ZM244 160V159H243ZM242 160V161H243ZM5 161H6V158H5V160H4V163H5ZM18 161H20V160H18ZM37 161V160H36ZM35 160H34V162H36ZM39 161V160H38ZM41 161V160H40ZM47 161V160H46ZM64 161H65V159H64ZM67 161V160H66ZM65 161V162H66ZM98 161V160H97ZM101 161H103V160H101ZM101 161H99V162H101ZM108 161H110V160H107V162ZM156 161H154L155 162V164H156ZM160 161V160H159ZM158 161V165L157 166H159L160 164V162ZM236 161H237V159H236ZM3 162V161H2ZM24 162H26L25 160H24ZM43 162V161H42ZM49 162H51V161H49ZM48 162V163H49ZM58 162V161H57ZM77 162V161H76ZM82 162H84V158H83V161ZM81 161L79 162V163H82ZM106 161H103L102 163H105ZM124 162V161H123ZM128 162V163H127ZM153 162V163H154ZM238 162V163H237ZM237 162H235L236 163V165H238L239 164V159H238V161ZM256 162H258V161H256ZM259 162V163H260ZM28 163V162H27ZM31 163V162H30ZM52 163V162H51ZM54 163V162H53ZM56 163V162H55ZM59 163H61V162H59ZM62 163H64V162H62ZM61 163V164H62ZM68 163V162H67ZM91 163V162H90ZM93 163V164H94ZM130 163V164H129ZM147 163V162H146ZM164 163V162H163ZM166 163V162H165ZM168 163V164H169ZM226 164H227V159H226V162H225ZM234 163V162H233ZM7 164V163H6ZM26 164V163H25ZM35 164V163H34ZM65 164V163H64ZM70 164V163H69ZM87 164V163H86ZM97 164H99L98 162H97ZM97 164H94L95 165V168H96V165ZM106 164H108V163H106ZM141 164V163H140ZM224 164V163H223ZM231 164V163H230ZM230 164H228V165H230ZM243 164V163H242ZM18 165V164H17ZM33 165V164H32ZM56 166L58 165V163L57 164H55ZM94 165H92L91 164V166H94ZM103 165H105V164H103ZM116 165V164H115ZM134 165V164H133ZM132 165V166H133ZM143 165H145V164H143ZM147 165V164H146ZM166 165V164H165ZM164 165V166H165ZM220 165V164H219ZM227 165V166H228ZM241 165V164H240ZM27 166H29V164L27 165ZM37 166H38V163H37ZM41 166V165H40ZM48 166V165H47ZM51 166V165H50ZM55 166V167H56ZM61 166V165H60ZM65 167H67V165L65 164L64 165ZM83 166V165H82ZM108 166V165H107ZM106 166V167H107ZM124 166H125V164L123 165V168H124ZM127 166H126V168H127ZM131 166V165H130ZM132 166H131V168H132ZM134 166H136V165H134ZM134 166H133V168H134ZM151 166H152V164H151ZM213 166H214V163H213ZM222 166V165H221ZM233 166H235V164H233ZM239 166V165H238ZM262 165H260V167H261ZM264 166V165H263ZM6 167V166H5ZM18 167V166H17ZM22 167V166H21ZM21 167H20V170H21ZM33 167V166H32ZM62 167V166H61ZM61 167H59V168H61ZM64 167V168H65ZM90 167V166H89ZM99 167H102V165L101 166H99ZM110 167V166H109ZM109 167H107V168H109ZM117 167V166H116ZM145 167V166H144ZM155 167H156V165H155ZM170 166H169V168H171ZM192 167V166H191ZM236 167L237 166H235L234 168H233V170L235 169L236 170ZM24 168V167H23ZM43 168V167H42ZM50 168V167H49ZM59 168H58V170H57V168H55V171L56 172H59ZM91 168V167H90ZM93 168V170H95V168L94 167H92ZM107 168H106V170H107ZM119 168V167H118ZM123 168L121 167V170H123ZM126 168H124V170H126ZM147 168V167H146ZM150 168V167H149ZM152 168V167H151ZM158 168V167H157ZM157 168H154V170H153V168H152V170L153 171H155V170H157ZM201 168V167H200ZM238 168V167H237ZM241 168V167H240ZM181 169V168H180ZM5 170H6V168H5ZM19 170V171H20ZM26 170H27V167H26ZM25 170V171H26ZM28 170H29V168H28ZM30 170H31V168H30ZM32 170H33V168H32ZM31 170V172H33ZM35 170H36V168H35ZM65 170H66V168H65ZM79 170H80V168H79ZM82 170H83V167H82ZM85 170H86V166H85ZM92 170V171H93ZM102 170V168H100V171ZM106 170H105V172H106ZM151 170V171H152ZM184 170H185V167H184ZM188 170H189V168H188ZM190 170H191V168H190ZM196 170H197V168H196ZM229 170H230V168H229ZM234 170V171H235ZM263 170V168H261V171ZM38 171V170H37ZM55 171H54V173H55ZM60 171H62V170H60ZM67 172H68V170H66ZM72 171V170H71ZM75 171V170H74ZM73 171V172H74ZM84 171V170H83ZM109 171V170H108ZM117 170H115V172H116ZM128 171V170H127ZM129 171L131 172V170H130V168H129ZM150 171V170H149ZM152 171V172H153ZM186 171V170H185ZM238 171V170H237ZM240 171V170H239ZM18 172V171H17ZM53 172V171H52ZM51 172V173H52ZM70 172V171H69ZM77 172V171H76ZM88 172V171H87ZM102 172V171H101ZM100 172V173H101ZM103 172H104V168H103ZM105 172H104V174H105ZM122 172V171H121ZM124 172H126V171H124ZM141 172V171H140ZM143 172V171H142ZM152 172H151V174H152ZM157 172H158V170H157ZM155 173V172H153L154 174H157L158 175V177H159V175H161V174H159V172L158 173ZM19 173V172H18ZM27 173V172H26ZM35 173V172H34ZM37 173V172H36ZM48 173H50V172H48ZM59 173H62V172H59ZM58 173V174H59ZM65 173V172H64ZM75 173V172H74ZM86 173V172H85ZM93 173H94V171H93ZM99 173V172H98ZM127 173H129V172H126V174ZM150 173V172H149ZM161 173V172H160ZM176 173H177V171H176ZM184 173V172H183ZM186 173V172H185ZM199 173V172H198ZM15 174H17V173H15ZM29 174H31V173H29ZM45 174V173H44ZM57 174V173H56ZM88 174V173H87ZM95 174L97 175V173L95 172L94 173V175L92 176V177H90V179L91 178H93L94 177V179H97L98 180V182L100 181L99 179H101L102 177H104V175L102 176V174L103 173H101V178H99V177H97V176H95ZM141 174H144V173H141ZM151 174L149 175V176H151ZM153 174V178H154V176H156V175H154ZM232 174H234V173H232ZM14 175V174H13ZM35 175V174H34ZM46 175H48V174H46ZM60 175V174H59ZM115 175V174H114ZM139 175V174H138ZM174 175V174H173ZM176 175V174H175ZM18 176V175H17ZM23 176V175H22ZM27 176V175H26ZM31 176V175H30ZM32 176H33V174H32ZM38 176V175H37ZM45 176V175H44ZM53 177V174L52 175H50V177ZM68 175H65V177H67ZM85 176V175H84ZM130 176H131V174H130ZM130 176L128 177L129 179H130ZM141 176H143V175H141ZM148 176V178H150ZM179 176V175H178ZM34 177V176H33ZM49 177V178H50ZM51 177V180L53 179ZM68 177H70V176H68ZM120 177H122V173H121V176ZM119 177V178H120ZM152 177V176H151ZM191 177V176H190ZM14 178V177H13ZM30 179L32 178V177H29ZM29 178L27 179V180H29ZM43 178V177H42ZM44 178H46V177H44ZM125 178H126V176H125ZM139 178V180H140V178L142 179V177H138ZM152 178V179H153ZM180 178V177H179ZM15 179H16V177H15ZM66 179V178H65ZM67 179H69V178H67ZM71 179V178H70ZM94 179H92V180H94ZM104 179V178H103ZM114 179H115V177H114ZM114 179H113V181H114ZM128 179V180H129ZM146 179H147V176H146V178H145V181H146ZM151 178H150V180H152ZM12 180V179H11ZM24 180V179H23ZM41 180V179H40ZM45 180H47V178L45 179ZM44 180V181H45ZM50 180V181H51ZM61 180V178L59 179V181ZM85 180V179H84ZM86 180H87V178H86ZM122 180H123V178H122ZM125 180V179H124ZM132 180V179H131ZM149 179L147 180L148 182H149V184L147 183V185H149V186H151V181H150ZM154 180V181H153ZM152 181L153 182H155V181H157L156 179H153ZM178 180V179H177ZM15 181V180H14ZM42 181V180H41ZM53 181H54V179H53ZM52 181V182H53ZM59 181H57L58 183H59ZM62 181V180H61ZM60 181V182H61ZM63 181H64V178H63ZM66 181V180H65ZM91 181V180H90ZM103 181V180H102ZM126 183L127 182H129V181H127V178H126ZM136 181V180H135ZM144 181V180H143ZM19 182V181H18ZM25 182V181H24ZM52 182H49V183H52ZM67 182V181H66ZM69 182H70V180H69ZM104 182V181H103ZM102 182V183H103ZM112 182V181H111ZM115 182V181H114ZM124 182V181H123ZM131 182V181H130ZM140 183L141 181H137V183ZM178 182V181H177ZM10 183V182H9ZM44 183H47V181L46 182H44ZM43 183V184H44ZM92 183V182H91ZM95 183V182H94ZM94 183H92V184H94ZM102 183L100 184V182L98 183V184H100V186H101V188L103 187L102 186ZM121 182L119 181L118 182V185L120 184ZM19 184V183H18ZM33 184H35V182L33 183ZM40 184V183H39ZM48 184V183H47ZM46 184V185H47ZM62 184V183H61ZM85 184V183H84ZM83 184V185H84ZM90 183H87V185H89ZM91 184V185H92ZM117 184V183H116ZM122 184V183H121ZM120 184V185H121ZM124 184H125V182H124ZM124 184L122 185L123 186V188L124 187H126V186H124ZM128 184V183H127ZM127 184H125V185H127ZM131 183H129L128 185L129 186H127V187H129V188H131L130 186H132V184L130 185ZM141 184V183H140ZM176 184V183H175ZM7 185V184H6ZM14 185V184H13ZM13 185H9L10 187L12 186L13 187ZM24 185V184H23ZM37 185V184H36ZM42 185V184H41ZM45 185V184H44ZM90 185V186H91ZM104 185V184H103ZM113 185V184H112ZM143 185H144V183H143ZM142 185V186H143ZM16 186V185H15ZM18 186V185H17ZM50 186V185H49ZM49 186H47V187H49ZM59 186H60V184H59ZM64 185H62V187H63ZM65 186H66V183H65ZM78 186V185H77ZM95 186L97 187V185L95 184ZM100 186H99V188H100ZM107 186H109V185H107ZM122 186H121V188H122ZM141 186V185H140ZM139 185L138 186H135V187H140ZM145 186V185H144ZM156 186V185H155ZM160 187H161V185H159ZM6 187V186H5ZM42 187H43V185H42ZM56 187L57 188H59L58 187V184H56ZM93 187H94V185H93ZM111 187V186H110ZM151 187H153V185L151 186ZM151 187H149V188H151ZM7 188V187H6ZM15 188V187H14ZM55 188V187H54ZM60 188H61V186H60ZM65 188H67V186L65 187ZM69 188V187H68ZM87 188H89V186H87ZM92 188V187H91ZM95 188V187H94ZM93 188V189H94ZM98 188V189H99ZM105 188V187H104ZM115 188V187H114ZM114 188H113V190H114ZM146 188H147V186H146ZM156 188V187H155ZM98 189H97V191H98ZM118 189V188H117ZM125 189H127V188H125ZM52 190V189H51ZM55 190H56V188H55ZM59 190V189H58ZM92 190V189H91ZM112 190V189H111ZM112 190V191H113ZM124 190V189H123ZM123 190H122V193H125V192H123ZM153 190H155V189H153ZM61 191V190H60ZM86 191V190H85ZM111 191V192H112ZM115 191V190H114ZM129 191V190H128ZM148 191V190H147ZM51 192V191H50ZM75 192V191H74ZM88 192V191H87ZM127 192V191H126ZM149 192H151V191H149ZM59 193V192H58ZM57 193V194H58ZM61 193H63V191L61 192ZM60 193V194H61ZM77 193V192H76ZM118 193V192H117ZM120 193V192H119ZM147 193V192H146ZM152 193V192H151ZM75 194V193H74ZM87 194H89V193H87ZM93 194V193H92ZM148 194H150V193H148ZM153 195H155L154 193H152ZM263 194V193H262ZM50 195V194H49ZM95 195H96V192H95ZM94 195V196H95ZM126 195H128V194H126ZM58 196V195H57ZM89 196V195H88ZM111 196H112V194H111ZM116 196H120V195H117L116 194ZM49 197V196H48ZM53 197H56V195L55 196H53ZM62 197H63V194H62ZM61 197V198H62ZM75 197V196H74ZM91 197H93V196H91ZM96 197H97V195H96ZM126 197V196H125ZM259 197V196H258ZM45 198V197H44ZM59 199H60V197H58ZM72 198V197H71ZM84 198H85V196H84ZM90 198V197H89ZM94 198V197H93ZM119 198V197H118ZM123 198V197H122ZM127 198V197H126ZM46 199V198H45ZM53 199V198H52ZM74 199V198H73ZM88 199V198H87ZM92 199V198H91ZM96 199V198H95ZM93 200V202L95 201V203H96V200ZM112 199V198H111ZM253 199V198H252ZM252 199H251V201H252ZM262 199H264L263 197H262ZM44 200V199H43ZM50 200V199H49ZM64 200V199H63ZM75 200V199H74ZM85 200V199H84ZM84 200H81V201H83L84 202ZM91 200V201H92ZM115 200H116V198H115ZM117 200H120V198L119 199H117ZM122 200V199H121ZM120 200V201H121ZM255 200V202H254V205H255V209H257L256 207H259L260 208V204L262 203L261 201V198H257L256 197V199H254ZM253 200V201H254ZM119 201V202H120ZM252 201V202H253ZM57 202V201H56ZM75 202V201H74ZM123 202V201H122ZM248 202H249V200H248ZM251 202V203H252ZM41 203V202H40ZM46 203V202H45ZM50 202H48V204H49ZM64 203V202H63ZM68 203H69V201H68ZM81 203V202H80ZM88 203V202H87ZM235 203V202H234ZM250 202L248 203V204H251ZM264 203V202H263ZM42 204V203H41ZM54 204H56V203H54ZM53 204V205H54ZM61 204V203H60ZM70 204H73L72 202L70 203ZM94 204V203H93ZM247 204V203H246ZM246 204H245V206H246ZM37 205V204H36ZM42 205H44V203L42 204ZM84 205H86V203H84ZM92 205V204H91ZM95 205V204H94ZM37 206H39V205H37ZM41 206V205H40ZM45 206V205H44ZM49 206H51V205H49ZM57 206V205H56ZM55 206V207H56ZM63 206V205H62ZM66 206H67V204H66ZM71 206V205H70ZM69 206V207H70ZM80 207L82 206V205H79ZM248 206V205H247ZM246 206V207H247ZM250 206H252V205H250ZM4 207V206H3ZM47 207H48V205H47ZM233 207V206H232ZM238 207V206H237ZM249 207V206H248ZM262 207V206H261ZM48 208H50V207H48ZM47 208V209H48ZM62 208V207H61ZM60 208V209H61ZM79 208V207H78ZM83 208V207H82ZM234 208H235V206H234ZM242 208V207H241ZM241 208H240V210H241ZM244 208V207H243ZM258 208V212H260L259 209ZM4 209V208H3ZM8 208H6V210H7ZM10 209H12V208H10ZM37 209V208H36ZM35 209V210H36ZM51 209H52V206H51ZM56 209V208H55ZM66 209V208H65ZM94 209H95V206H94ZM226 209V208H225ZM225 209H224V211H225ZM228 209V208H227ZM2 210V209H1ZM0 210V211H1ZM43 210V209H42ZM41 210V211H42ZM49 210V209H48ZM195 210V209H194ZM229 210V209H228ZM230 210H231V207H230ZM234 210V209H233ZM239 210V209H238ZM248 210V209H247ZM246 210V211H247ZM249 210H250V208H249ZM252 210H253V207H252ZM5 211V210H4ZM8 211H9V209H8ZM29 211V210H28ZM52 211V210H51ZM67 211V210H66ZM68 211H70V210H68ZM206 211V210H205ZM221 211V210H220ZM244 211V210H243ZM251 211V210H250ZM249 211V212H250ZM255 211V210H254ZM3 212V211H2ZM10 212H12V211H10ZM25 212H26V210H25ZM29 212H31V210L29 211ZM36 212H37V210H36ZM45 212V211H44ZM43 212V213H44ZM59 212V211H58ZM214 212V211H213ZM225 212H227V211H225ZM224 212V213H225ZM231 213V211H228V213ZM233 212V211H232ZM237 212V209H235V213L234 214H237L236 213ZM241 212V211H240ZM245 212V211H244ZM258 212L256 213V214H258ZM33 213V212H32ZM32 213L30 214L31 216H32ZM35 213V212H34ZM47 214H50V213H48V212H46ZM65 214H66V212H64ZM64 213H63V215H64ZM68 213V212H67ZM75 213V212H74ZM77 213V212H76ZM216 213H217V211H216ZM243 213V212H242ZM250 213H252V211L250 212ZM249 213V215H251V216H253V214H254V212H253V214H250ZM263 213V212H262ZM36 214V213H35ZM39 214V213H38ZM52 214V213H51ZM61 214V213H60ZM192 214V213H191ZM209 214H211V212L209 213ZM208 214V215H209ZM241 214V213H240ZM23 215H25V214H23ZM22 215V216H23ZM37 215V214H36ZM45 215V214H44ZM53 215V214H52ZM185 215H186V213H185ZM207 215V216H208ZM214 215V214H213ZM248 215V216H249ZM8 216V215H7ZM20 216V215H19ZM60 216V215H59ZM183 216H184V214H183ZM216 216V215H215ZM241 216V215H240ZM259 216L261 217V219H262V215L261 214H259ZM4 217V216H3ZM10 218H11V216H9ZM8 217V218H9ZM12 217H13V215H12ZM29 217V216H28ZM36 217V216H35ZM39 217V216H38ZM41 217V216H40ZM51 217V216H50ZM62 217V216H61ZM187 217H189V216H187ZM194 217V216H193ZM198 217V216H197ZM201 217H203V216H201ZM255 217V216H254ZM260 217H257L256 219H258V218H260ZM22 218V217H21ZM26 219H28L27 217H25ZM32 218V217H31ZM203 218H205V217H203ZM19 219V218H18ZM23 219V218H22ZM45 219V218H44ZM48 219H49V217H48ZM51 219V218H50ZM63 219V218H62ZM184 219V218H183ZM192 219V218H191ZM212 219V218H211ZM217 219V218H216ZM4 220H7V218L6 219H4ZM11 220V219H10ZM16 220H17V218H16ZM30 220V219H29ZM47 220V219H46ZM56 220H58V219H56ZM186 220V219H185ZM188 220V219H187ZM186 220V221H187ZM200 220H202V219H200ZM206 220H208L207 218H206ZM2 221V220H1ZM0 221V222H1ZM19 221V220H18ZM21 221H23V220H21ZM31 221V220H30ZM40 221H42V219L40 220ZM50 221V220H49ZM211 221V220H210ZM3 222V221H2ZM7 222V221H6ZM10 222V221H9ZM9 222H7V223H9ZM14 222H15V220H14ZM42 222H44V221H42ZM41 222V223H42ZM58 222V221H57ZM193 222V221H192ZM199 222V221H198ZM205 222V221H204ZM203 222V223H204ZM216 222V221H215ZM257 222V221H256ZM5 223V222H4ZM25 223V222H24ZM29 223H31V222H29ZM32 223H33V221H32ZM31 223V224H32ZM40 222H39V224H41ZM45 223V222H44ZM48 223V222H47ZM55 223V222H54ZM183 223V222H182ZM187 223V222H186ZM197 223V222H196ZM200 223V222H199ZM209 223H211V222H209ZM208 223V224H209ZM259 223V222H258ZM262 223H263V221H262ZM261 223V224H262ZM19 224H20V222H19ZM34 224H35V222H34ZM38 224V225H39ZM56 224V223H55ZM61 224V223H60ZM11 225V224H10ZM13 225V224H12ZM21 225H22V223H21ZM28 225V224H27ZM26 225V226H27ZM33 225V224H32ZM38 225H35V226H38ZM42 225V224H41ZM41 225H39V226H41ZM48 225V224H47ZM59 225V224H58ZM185 225V224H184ZM210 225V224H209ZM1 226V225H0ZM5 226H6V224H5ZM9 226V225H8ZM15 226H17V225H15ZM35 226L33 227V228H35ZM57 226V225H56ZM186 226V225H185ZM184 226V227H185ZM196 226V225H195ZM200 226V225H199ZM211 226V225H210ZM261 226H263V225H261ZM10 227V226H9ZM8 227V228H9ZM21 227V226H20ZM20 227H19V229H20ZM197 227V226H196ZM7 228V227H6ZM5 228V229H6ZM11 228H13V227H11ZM18 228V226L16 227V229ZM31 229V230H34L35 231V229ZM43 228V227H42ZM47 228V227H46ZM53 228H55V227H53ZM201 228H203V232H204V230H205V232L207 231V228H209V227H207V225H206V223L203 225V226H201ZM211 228V227H210ZM216 228V227H215ZM263 228V227H262ZM15 229V230H16ZM22 229V228H21ZM25 230H26V228H24ZM27 229H28V227H27ZM52 229V228H51ZM194 229H195V227H194ZM221 229V228H220ZM12 229H10V233L12 232L11 231ZM14 230V229H13ZM18 230V229H17ZM16 230V231H17ZM39 230V229H38ZM199 230V229H198ZM197 230V231H198ZM200 230H202V229H200ZM223 230V229H222ZM213 231V230H212ZM7 232H8V229H7ZM15 232V231H14ZM22 232V231H21ZM26 232V231H25ZM31 231H29V233H30ZM50 232V231H49ZM199 232V231H198ZM0 233H1V231H0ZM4 233V232H3ZM208 233H209V231H208ZM13 234V233H12ZM27 234V233H26ZM34 233L32 232V235H33ZM205 234V233H204ZM4 235V234H3ZM22 235V234H21ZM30 235H31V233H30ZM2 236V235H1ZM8 236V235H7ZM14 236V235H13ZM15 236H17V235H15ZM25 236V235H24ZM11 237H12V235H11ZM21 237L23 238V236H20V239H21ZM26 237V236H25ZM28 237V236H27ZM5 238V237H4ZM2 239H3V237H2Z\"/></svg>","mask_w":264,"mask_h":264}]
</instances>
